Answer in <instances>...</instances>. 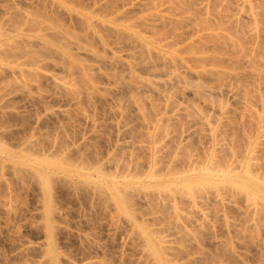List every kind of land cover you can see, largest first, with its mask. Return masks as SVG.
I'll return each mask as SVG.
<instances>
[{"label": "rangeland", "instance_id": "374dc122", "mask_svg": "<svg viewBox=\"0 0 264 264\" xmlns=\"http://www.w3.org/2000/svg\"><path fill=\"white\" fill-rule=\"evenodd\" d=\"M164 1V0H162ZM168 1V0H167ZM165 0L164 3L167 2ZM184 1V2H183ZM181 0L182 5L181 4V7L183 8H178L177 10L180 11V13H182L183 11V14L184 15H191L189 16L190 18L192 16V19L193 20H198L197 22H200L201 20H203V18H207V16L210 18L208 19L209 22L212 21L213 17L216 18V21H215V18L213 19L212 21V24L210 23V28L212 27V29L214 28H218V27H215L216 25H221L223 24L222 26L224 28H222V26H219L221 27V29H225L226 28V31L227 33L226 34H230V32L232 34H230L232 37L234 36V34L236 35V33H238V35L236 37H234L235 39L238 38L239 36V39H241L243 37V34L247 35L248 36V33L252 35V32L251 30L249 31V29L251 28L253 30V28H255V26H252L250 25V21L248 22V19L246 20V18L243 16L242 17V20L238 19L239 20V23L237 21V25L235 24L234 27L238 28L235 30V28H230L231 26V23H230V19L229 20H225L226 22L224 23L223 21V17H221V14L223 16V14H227L226 12L223 13L222 9L220 11H222V13L219 14V11L217 10L218 8H222L221 6H219L217 9L214 4L210 3L208 6L206 5V8L210 7V9H205V6H203V1L200 2L199 0V3L197 0ZM254 3L255 1L257 3L255 4H258L260 7L264 6V4H261V3H264V1L262 2L261 0H252ZM170 2V0L168 1ZM207 3V2H206ZM205 3V4H206ZM202 7H201V5ZM186 5V6H185ZM190 5V6H189ZM200 5V6H199ZM176 6H179V5H176ZM197 6V7H196ZM188 7V8H187ZM195 7V8H194ZM199 7V8H198ZM230 8H228V10H230L232 12V14L234 15L236 13H233L234 12V6L230 5L229 6ZM231 7H234L233 9L234 10H231ZM177 8V7H176ZM198 8V9H197ZM201 8V9H200ZM263 8V7H262ZM182 9V10H181ZM188 9V10H186ZM200 9V10H199ZM215 9V10H214ZM176 10V11H177ZM196 10V11H195ZM201 10H204L203 12ZM205 10H210L208 11V13L210 12V14L208 13H205L206 11ZM212 10V11H211ZM226 11H228L227 9H225ZM198 11V12H197ZM200 11H201V14H200ZM215 11V12H213ZM229 11V13H230ZM193 12V13H192ZM213 12V14H212ZM188 13H191V14H188ZM195 13V14H194ZM217 15H216V14ZM200 14V15H199ZM205 14V15H204ZM219 14V15H218ZM231 14V13H230ZM228 14V15H230ZM232 14L230 16H232ZM99 15V14H98ZM135 15V16H134ZM207 15V16H206ZM215 15V16H214ZM228 15H224V16H227ZM138 18H137V17ZM201 18H200V17ZM229 16V17H230ZM62 17V21L61 19L59 18L60 22L63 24V25H67V27L73 31L77 30L75 29V26H73L74 24H72L67 18L60 16ZM98 16H95L92 20L94 23L97 22L98 25H101L102 23L104 25L106 24H109L107 26L109 27H106L104 26L103 24L101 26L103 27H106L107 30L110 29V26H111V29H113L112 27L115 28V30L119 28H121L122 30H124L125 28V24L127 22H130L129 23V26H131V29H133L136 25L138 26L139 23H136L135 26H133L132 28V25L133 23L135 24L134 21L138 22L139 20V15L138 13L134 12L132 14H130V17L128 21H123V22H114V23H109L108 19H106V21L104 20H100L99 17L97 18ZM199 17V18H198ZM133 20H132V19ZM195 18V19H194ZM220 19L222 20L223 23H221L220 20H217V19ZM241 18V16H240ZM244 18V19H243ZM67 19V20H66ZM110 20V19H109ZM195 20V21H196ZM207 20V19H205ZM64 21V22H63ZM96 21V22H95ZM100 21V22H98ZM220 21V22H219ZM230 23V25L227 23L228 22ZM243 23H242V22ZM106 22V23H105ZM215 22V24H214ZM246 22V23H245ZM264 22V20L261 21V24L263 25L264 27V24L262 23ZM205 23V21H204ZM245 23V24H244ZM114 24V25H113ZM234 24V23H233ZM243 24V25H242ZM125 25V26H124ZM213 25H214V28H213ZM225 25L229 26L227 28V26L225 27ZM258 25V23H257ZM256 25V26H257ZM260 25V24H259ZM258 25V26H259ZM117 26V27H116ZM136 26V27H137ZM189 26V25H187ZM191 26V25H190ZM240 26V27H239ZM243 26V28H242ZM251 26V27H250ZM140 27V26H138ZM137 29L134 28L132 31L129 29V30H124V31H128V34H132V32H137V33H134L132 34L133 37L134 35L138 34V39L137 41H141V40H145V41H148L152 39H154V37H157L159 36L158 38H160V36L162 35L161 32H163V34L165 33L164 31H161L159 32L160 30H162L163 28H159L157 31L159 33L156 32V34L152 35L151 38L149 37V35H147V33H143L145 29H141L142 27H140V29ZM247 27V28H246ZM253 27V28H252ZM144 28V27H143ZM169 28V27H167ZM169 32L166 34V35H172V37L174 36V34H169L171 33L170 30L171 28L167 29ZM242 28V29H241ZM260 28L262 29V26H260ZM119 29V30H121ZM136 29V30H135ZM165 29V28H164ZM186 29V30H185ZM185 29H182L184 30L185 32L183 33V31L181 30V32L179 31L178 33L180 34H183L180 41L182 43L178 44L177 45V49L178 48H181L183 49V46L186 47L187 45V42H189V39L186 35V31L188 30V28H185ZM230 32H228L229 30ZM241 29V30H240ZM246 29V30H245ZM256 28V31H260V29ZM70 30V31H71ZM106 30V31H107ZM135 30V31H134ZM142 30V31H141ZM173 30V29H172ZM180 30V28L178 29ZM234 30V31H233ZM264 30V29H262ZM103 31V30H102ZM112 31V32H111ZM109 30L107 32L109 33H113L111 36L108 35V33L104 32L106 35H105V38L107 37H110V38H114L115 34H117L116 32H113L114 30ZM174 31V30H173ZM172 31V32H173ZM254 34H258V32H256ZM120 34H123L121 31H118ZM131 32V33H130ZM139 32V33H138ZM146 32V30H145ZM167 32V31H166ZM176 32V31H175ZM174 32V33H175ZM262 32L261 33L259 32L260 35L258 36L259 38H262L264 37V35H262ZM119 33H118V38H116L117 41H114L112 39H108V41L110 40V43L111 42H118V39L121 38L119 37ZM142 33L144 35H142ZM243 33V34H241ZM264 33V32H263ZM102 34V32L100 33ZM127 34V36H128ZM239 34H241L242 36H240ZM131 35V37H132ZM139 35H141V37H139ZM156 35V36H155ZM163 36V38L165 37V42H166V39L167 38H170V37H166ZM186 35V37L184 38L183 40V37ZM244 35V36H245ZM113 36V37H112ZM123 36H125L123 34ZM143 36V38H142ZM130 37V36H129ZM130 37V38H131ZM132 37V38H133ZM136 37V36H135ZM148 38V39H145V38ZM171 37V38H172ZM246 37V36H245ZM244 37V39H245ZM130 38L127 37V40L125 39V37L122 38V40L124 39L125 41H128ZM132 38H131V43L133 44L134 41L136 39H133L134 41H132ZM141 38V40H140ZM157 38V40H158ZM162 38V37H161ZM247 38V37H246ZM249 38V36H248ZM251 38V37H250ZM152 39L153 41V44L152 42H150L149 44V47H151L152 49H154V52L155 54L159 51H161L164 47L163 43L165 44V42H162L161 45L156 41V38H155V41ZM173 39V38H172ZM170 39V40H172ZM244 39L242 38V42L244 41ZM258 39V38H257ZM120 40V39H119ZM122 40H120V45L118 46V48H115V49H111L115 47V45L117 44H114V47L111 46L113 44H110L108 49H105L107 52L111 51V50H114V52L118 51V50H121L120 46L123 47L122 44H124L125 42H123ZM143 40V41H144ZM169 39H167V42H168ZM245 39V42L243 44H245V47H247L248 45H252V46H255V44L252 43V39L251 41L249 42L248 39ZM130 41V40H129ZM128 41L127 44H130L129 45H124L123 48H126L125 50L129 51V53H127V51H118L117 52V55L119 56H126L128 57L127 55L129 54L130 56V53H134L135 52H139L137 51V47H135L136 51L132 50L130 48L131 47V43ZM137 41H135V43H137ZM138 41V43H139ZM255 41H258V40H255ZM254 41V43H256ZM113 42V43H114ZM123 42V43H122ZM147 42V43H148ZM154 42L156 44H158V47H156L157 45L154 44ZM259 42H261V40H259ZM133 44L134 46L136 44ZM137 43V44H138ZM249 43V44H248ZM252 43V44H250ZM261 43H264L261 42ZM260 43V44H261ZM139 44H142L141 42ZM136 45V46H139ZM153 46H152V45ZM182 44V45H181ZM248 44V45H246ZM259 43H256V50L258 49V47H261ZM118 45V44H117ZM116 45V47H117ZM132 45V46H133ZM264 45V44H262ZM129 46V47H128ZM251 46V47H252ZM96 47V46H95ZM141 47V46H139ZM161 47V48H160ZM184 47V48H185ZM249 47V46H248ZM263 47V48H262ZM259 50H257L256 52V57H255V61L258 62V60H262L264 63V46H262ZM122 48V49H123ZM156 48V49H155ZM158 48V49H157ZM250 48V47H249ZM96 49V48H95ZM97 49H99V47H97ZM101 49V48H100ZM99 49V50H100ZM111 49V50H110ZM117 49V50H116ZM140 49V48H139ZM138 49V50H139ZM151 49V50H152ZM161 49V50H160ZM164 49V52L165 54H168L170 53V51L172 49H169L168 51ZM176 49V48H174ZM109 50V51H108ZM116 50V51H115ZM124 50V49H123ZM157 52H156V51ZM102 51V50H101ZM144 51V50H143ZM142 52V54L139 53V55L135 54L137 58H140L142 59V57H145V60L142 59L139 61H145V64L146 61H148V59H151L152 58H149L147 56V54L145 52ZM167 51V52H166ZM126 52V53H125ZM153 52V50H152ZM153 52V53H154ZM163 52V50H162ZM263 52V53H262ZM119 53V54H118ZM121 53V54H120ZM259 53V54H258ZM116 54V53H115ZM127 54V55H126ZM228 54V53H227ZM225 53L226 56L224 57H227V55ZM135 55L132 54V56L134 57ZM140 55L142 57H140ZM257 55H260V56H257ZM262 55V56H261ZM124 56V57H125ZM184 56H187V55H184ZM219 56V54H218ZM134 57L133 60L135 61L136 59V63L137 62V58ZM223 57V56H222ZM223 57V58H224ZM259 57V58H258ZM131 60H132V57L130 56ZM129 58V60H130ZM258 58V60H257ZM148 61V63L150 62H153L152 61ZM227 61V60H226ZM226 61L225 62H219L220 64V67H224L223 65L226 64ZM229 64L230 62L227 61ZM235 61H233V64H234ZM140 63V62H139ZM225 63V64H223ZM261 63V61H260ZM143 64V63H142ZM226 64V66H228ZM232 64V63H230ZM229 64V68H230V65ZM232 64V66H233ZM257 64V63H256ZM141 65V64H140ZM144 65V64H143ZM191 65H193V63H191ZM236 67L238 64H235ZM234 65V67H235ZM240 65V64H239ZM240 67V70L243 69ZM259 65V64H257ZM262 66V64H260ZM264 65V64H263ZM0 67H3V70H4V67L5 69L8 68V66H6L5 64L3 65H0ZM7 67V68H6ZM234 67H231V68H234ZM236 67L234 69H236ZM237 67V68H238ZM260 67V66H258ZM24 67H21V69H23ZM53 68V69H52ZM56 68V69H55ZM43 69L45 70V67H43ZM49 69V70H48ZM225 69H228L225 68ZM25 70V71H24ZM27 70H29V68H27ZM26 68L23 69L24 73L27 72ZM48 70V71H47ZM160 70V69H159ZM162 70V69H161ZM160 70V71H161ZM238 72H242V71H239V69H236ZM5 71V70H4ZM9 72V69H7L5 72ZM30 71V70H29ZM47 71V72H46ZM244 71V70H243ZM8 72L4 75L5 79L4 78H1L0 79V96H4L5 97V103L4 101L1 102L0 101V143L2 142V145L6 148V150H8L9 152H12V153H15V154H18L22 151H25V152H30L32 154L35 153L36 156H38V153L37 152V148L38 149H41L40 153V157H51V155H53L51 157V159L53 158H57V159H54V160H62L64 165H65V169H67V171H70V175L68 174H58V175H55L54 177H52V180L54 182H52V192H51V201H52V204H53V207H54V218H53V224H54V227H55V230H54V234L55 232L57 231V233L54 235V243L56 244V248H57V251L59 252V260H60V263L61 264H86L88 263V261H93L95 262L94 260L96 261H102L101 263L102 264H148V258H146L147 254H144L146 251L144 250V248L142 247V240H139V239H136L134 238L135 236V233L137 232L135 230V228H132L133 225H130L128 228L127 225H129L130 223L132 224V220H130L129 218V223L127 224V221L128 219L126 218V216H124V214H122V212L119 213V209H117V206H115V203H113L111 200H109L107 197V195L105 193H99L96 191H98L95 187H93V185L98 182V178L99 176L101 175H104V177L107 178L108 181L112 182L113 178H115L114 180L116 182H124L122 177L126 176V177H129V181L133 180L134 182H140V185L139 186V189H141V193L142 194H146L148 191L149 193L148 194H151L152 192H154L156 194V192H160L158 191L154 185L156 184H159V183H164V181H168L170 179H173V178H181V179H186V178H197L201 175V173L199 174L198 171H190L189 170V167L186 166V163L188 164V162L190 161V159L192 160L191 162L193 161H196L197 162V165L196 166H200L202 163V167L201 168H204V169H208L207 171L209 170H212V169H217L219 167H222V169H226L227 165L228 164H224V162H222L223 160H220L223 157V151L220 150V148H217V146L219 147L220 145H216L217 143L218 144H224V142L227 140L224 139V134L223 133H226V130H227V126L229 124V122H233V124L236 126V124L238 126H240V124H244L245 123V126L247 125L246 120H244L243 118H241V108L240 109H237V106H239L235 103V106H233L232 103L228 102L227 104V101L226 99L227 98H223L222 97H217L214 98L211 97L210 99L207 98L205 99L204 101H197L196 99H194L195 97L192 95V91H190L191 89H187L185 91L184 88H187L185 87L184 85H179L178 86V89L182 87V90L180 89L179 92L176 90L175 92V89L172 88V90L174 91H171L172 95H170L171 93L169 92L170 90H166L165 89H170L169 87H166V88H163L161 90V88L159 90H157V94H156V90H149V89H142V91L145 90V92H142L141 89H139V91L136 92V89L133 91L132 89H129V88H132L131 86L129 87V84L131 83L132 84V81L133 80H129L131 81L129 83V81H125V80H119V77L117 75L116 77V74L112 75L111 73H109V78L110 76L111 77V81L112 80H115L113 77L115 76L116 77V80L115 81H118V82H114L112 81L111 84H108L107 79H102L100 76H96L94 78V80H91V82H89L91 86H86L85 85H82V83L80 82H75L73 81V77L72 78H66L68 76H66V74H64L65 72H63V70L60 69V67H54V66H49V67H46V70L44 71L45 73L47 74H53V75H56L57 78L65 81H69V82H74L75 85H73L72 89L73 91L71 92H63V91H60V90H56V88L53 87V85L51 84H48V83H44V82H40V81H37V79H35L36 83L33 82L34 81V75L30 74V72H28V74L26 73L25 74V78L24 77H19L17 79V81H13V79L11 77H9V74ZM159 72V71H157ZM150 72L146 73L145 74H142L141 77H145L143 75H146L148 76ZM161 73V72H159ZM162 73H163V70H162ZM153 73H151L152 75ZM7 75V77H6ZM32 75V76H31ZM150 75V74H149ZM155 75V76H153ZM152 75V77H155V80L157 77H159L158 73L156 74V70L154 72V74ZM162 75V76H161ZM160 76L163 78L164 75L161 74ZM24 76V74H23ZM34 77V78H33ZM100 77V78H98ZM151 76H148L149 79H152ZM166 77V76H165ZM99 80H98V79ZM146 78V77H145ZM160 78V77H159ZM161 78V79H162ZM244 78V77H243ZM242 78V79H243ZM246 78L245 77V81H246ZM11 79V80H10ZM118 79V80H117ZM158 79V78H157ZM241 79V80H242ZM249 79V78H248ZM9 80V81H8ZM21 82H20V81ZM23 80V82H22ZM106 80V81H105ZM159 80V79H158ZM163 80V79H162ZM164 80H166V78H164ZM226 80V79H225ZM240 80V81H241ZM5 81H6V84H5ZM26 81V82H25ZM94 81V82H93ZM103 81V82H102ZM110 81V82H111ZM227 81V80H226ZM234 81V80H233ZM232 81V83H233ZM243 81V80H242ZM241 81V84L242 83H246V82H242ZM16 83L18 82V84L21 86V85H29L28 86V90H27V87L22 90V88L18 90L15 89V87H12L14 86L13 83ZM72 82V84H73ZM109 82V83H110ZM122 82V83H121ZM125 82V83H124ZM261 82V80L259 81ZM258 82V83H259ZM2 83V84H1ZM5 85H4V84ZM8 83V84H7ZM34 83V84H33ZM38 83V84H37ZM42 83V84H41ZM129 83V84H128ZM224 85H231V80H228V82H223ZM249 82L247 81L246 84H248ZM263 83H264V80H263ZM262 83V93H264V84ZM94 84V85H92ZM116 84V85H115ZM123 84V85H122ZM134 84V82H133ZM132 84V85H133ZM245 84V85H246ZM11 88V89H15L16 91L14 90H10L8 89L7 87ZM94 86V87H92ZM113 86V87H112ZM126 86V87H125ZM259 86H260V83H259ZM4 87V88H3ZM33 87V88H31ZM80 87V88H79ZM85 87V89H84ZM115 87V88H114ZM116 87L118 88L116 90ZM175 87V86H174ZM31 88V89H30ZM90 88V89H89ZM125 88V89H124ZM260 88V87H259ZM260 88V89H261ZM3 89V90H1ZM114 89V90H113ZM251 89L250 92H253V88H249ZM260 89H258V91H256V89L254 90V92L252 93L253 95H257L258 96H261L259 95L261 93ZM22 90V91H21ZM30 90V91H29ZM32 90V92H31ZM91 90V91H90ZM93 90V92H92ZM95 90H97L95 92ZM112 90V91H111ZM138 90V89H137ZM148 90V91H147ZM189 90V91H188ZM2 91V92H1ZM11 91V92H10ZM59 91V92H58ZM116 91V92H115ZM129 91V93H127ZM133 91V92H132ZM151 91V92H150ZM155 91V92H153ZM162 91V92H161ZM169 93H168V92ZM256 91V92H255ZM260 91V93L258 94V92ZM8 92V93H7ZM17 92V93H16ZM30 92V93H29ZM136 92V93H135ZM150 92V93H149ZM164 92V93H163ZM175 92V93H174ZM182 92V93H181ZM19 93V94H18ZM133 93V94H132ZM149 93V94H148ZM153 93V94H152ZM155 93V94H154ZM163 93V94H162ZM166 93V94H165ZM254 93H257V94H254ZM6 94V95H5ZM15 94V95H14ZM139 97H137L136 95ZM147 94V95H146ZM174 94V96H173ZM13 95V96H12ZM31 95V97H30ZM135 97V99L137 101L134 100L133 96ZM144 95V96H142ZM157 95V96H156ZM170 95V96H169ZM177 95V96H176ZM192 95V96H191ZM160 98H159V97ZM8 97V98H7ZM132 99H131V98ZM142 97V99H141ZM150 97V98H149ZM157 97V98H156ZM194 97V98H193ZM173 98V99H172ZM183 98V99H182ZM33 99V100H32ZM126 99V100H125ZM128 99V100H127ZM138 99H139V102H138ZM166 99V101H165ZM177 101H176V100ZM192 99V100H191ZM194 99V100H193ZM209 99V101H208ZM216 102H215V100ZM222 101H221V100ZM225 99V101H224ZM130 100V101H129ZM145 102H144V101ZM149 100V101H147ZM152 100V101H150ZM196 100V101H195ZM7 101L9 102V104L7 103ZM29 101V102H28ZM121 101V102H120ZM128 101V102H127ZM168 101V102H167ZM171 101V102H169ZM176 101V102H175ZM194 101V102H192ZM215 102V103H212V102ZM219 101V102H218ZM14 102V103H13ZM16 102V103H15ZM135 102V103H134ZM141 104H137V103ZM151 102V103H149ZM159 104H158V103ZM197 102V103H196ZM204 102V103H203ZM218 102V103H217ZM220 102H223L221 103L222 105L224 104V107L227 108L225 111H228V112H232L230 115L228 112H226L227 114L223 117L221 116H218V110L216 111L214 108H216V106L218 107L220 105ZM225 102V103H224ZM4 103V104H3ZM6 103L8 105H6ZM11 103V104H10ZM19 103V104H18ZM30 103V104H29ZM32 103V104H31ZM37 103V104H36ZM43 103V104H42ZM143 103V104H142ZM146 105H145V104ZM194 103V104H193ZM29 104V105H28ZM41 104V105H40ZM153 104V105H152ZM168 104V105H167ZM4 105V106H3ZM12 105V106H11ZM19 105V107H18ZM44 105V106H43ZM145 105V107H144ZM148 105V106H147ZM161 105V106H160ZM172 105V106H171ZM206 105V107H205ZM209 105V107H208ZM215 107H214V106ZM222 105H220L223 109H225ZM227 105V106H226ZM229 105V106H228ZM233 107H232V106ZM8 106V107H7ZM21 106V108H20ZM35 106V107H34ZM37 106V107H36ZM128 106V107H127ZM138 106V107H137ZM153 106V107H152ZM159 106V107H158ZM192 106V107H191ZM231 106V107H230ZM12 107V108H11ZM15 107V108H14ZM120 107V108H119ZM125 109H124V108ZM192 109H191V108ZM195 107V109H194ZM211 107L216 111V113H214L215 111L211 109ZM236 107V108H235ZM4 108V109H3ZM10 110H9V109ZM25 108V109H24ZM34 108V109H33ZM189 108V109H188ZM197 108V110H196ZM206 109V110H203V109ZM219 108V107H218ZM217 108V109H218ZM239 108V107H238ZM259 109V107H257ZM17 110V111H14ZM19 109V110H18ZM22 109V110H21ZM24 109V110H23ZM31 109V110H30ZM38 109V111H37ZM140 109H143V110H140ZM151 109V110H149ZM160 109V110H158ZM194 109V110H193ZM211 109V110H210ZM243 109V108H242ZM257 109V110H258ZM6 110V111H5ZM21 110V111H20ZM47 110V111H46ZM123 110V111H122ZM145 110V111H144ZM157 110V111H156ZM187 110V112H186ZM190 110V111H188ZM230 110V111H229ZM24 111H26L24 113ZM37 111V112H36ZM67 111V112H66ZM74 111V113H73ZM125 111V112H124ZM143 111V112H142ZM156 111V112H155ZM159 111V112H158ZM185 111V112H184ZM195 111V112H194ZM214 113H212V112ZM235 113H234V112ZM237 111V112H236ZM241 112V113H238V112ZM243 111V110H242ZM261 109H259L256 114L257 116H259V118L261 117L262 114H260L261 112ZM10 112V113H9ZM21 112V113H20ZM33 112V113H32ZM40 112V113H38ZM69 112V113H68ZM192 112V113H191ZM3 113V114H2ZM16 113V114H15ZM189 113V114H188ZM21 114V115H19ZM26 114V115H25ZM35 114V117L33 116ZM66 114V116H64ZM188 114V115H187ZM236 114V115H234ZM241 114V115H240ZM3 115V116H1ZM26 117H25V116ZM230 117H229V116ZM6 116V117H5ZM24 116V117H23ZM30 116V117H29ZM33 116V117H32ZM17 117V118H16ZM48 117V119H47ZM61 117V118H60ZM64 117V119H63ZM232 117V118H231ZM242 117L245 118V116L242 115ZM7 118V119H6ZM28 120H27V119ZM38 118V119H37ZM144 118V119H143ZM226 118V119H225ZM246 118L248 119L247 121L249 122V118L246 116ZM10 119V120H9ZM30 119V121H29ZM230 119V120H229ZM242 119V121H241ZM254 119L251 120L254 122ZM263 119V118H262ZM9 120V121H8ZM40 120V121H39ZM51 120V121H50ZM60 122H58V121ZM223 120V121H221ZM227 122H226V121ZM229 120V122H228ZM256 120V119H255ZM8 121V122H7ZM33 121V122H32ZM148 121V122H147ZM11 122V124H10ZM18 122V123H17ZM26 122V123H25ZM44 122V123H43ZM62 122V123H61ZM221 122V123H220ZM223 122V123H222ZM226 122V123H225ZM230 122V123H231ZM7 123V124H5ZM16 123V125H15ZM25 123V124H24ZM211 123V124H210ZM228 123V124H227ZM10 124V125H9ZM61 124V125H60ZM223 124V125H222ZM226 126H225V125ZM20 125V126H19ZM23 125V126H22ZM29 125V126H27ZM232 124H229V126L231 127ZM232 125V126H234ZM2 126V127H1ZM7 126V127H6ZM36 126V127H35ZM49 126V127H48ZM61 126V127H60ZM224 126V127H223ZM228 126V130L230 129V127ZM243 126V127H242ZM240 126L241 128H243L244 130L247 129L244 127V125ZM248 126V125H247ZM246 126V127H247ZM252 128H251V127ZM248 126V129H254L253 130V134L252 132L250 133V135L252 134L253 136H250L252 137V141H259V138L261 139L263 137V133H264V129H259V128H256L257 126L253 124ZM4 127V128H3ZM22 127V128H21ZM28 127V128H27ZM58 127V128H57ZM137 127V128H135ZM255 127V128H253ZM6 128V130H5ZM17 128V129H16ZM35 128V129H34ZM40 128V129H39ZM47 128V129H46ZM226 129L225 131H223L224 129ZM4 129V130H3ZM136 129V130H135ZM247 129V130H248ZM250 129V131H251ZM9 130V131H8ZM23 130V131H22ZM35 130V131H33ZM231 130V129H230ZM241 130V129H240ZM246 130V133H249L248 131ZM257 130V131H256ZM2 131V132H1ZM135 131V132H134ZM217 131V132H216ZM222 134H220V132ZM13 132V133H12ZM18 132V133H17ZM27 132V133H26ZM30 132V133H29ZM229 132V131H227ZM243 131H239V133H242ZM256 132V133H255ZM3 133V134H2ZM7 135H6V134ZM32 133V134H31ZM136 133V134H135ZM233 133V131H232ZM232 133H226V135L228 134V137L231 136L230 138H228L229 141L231 140H234L236 138V134H232ZM241 136V134H239ZM245 133V131L243 132V134ZM245 133V134H246ZM11 134V135H10ZM138 134V135H137ZM261 134V135H260ZM263 134V135H262ZM3 135V136H2ZM9 135V136H8ZM143 135V136H142ZM221 135V136H220ZM225 135V137H226ZM232 135L234 136L233 139L232 138ZM247 135V136H246ZM245 136L248 137V134H246ZM2 136V137H1ZM14 136V137H13ZM223 136V137H222ZM243 136V135H242ZM240 137L239 140H244L245 138L244 137ZM262 136V137H261ZM34 137V138H33ZM254 137V139H253ZM36 138V139H35ZM64 138V139H63ZM184 138V139H183ZM219 138V139H218ZM236 138V140H237ZM242 138V139H241ZM244 138V139H243ZM257 138V140H256ZM2 139V140H1ZM29 139L31 140L29 142ZM58 141L56 142L55 141ZM61 139V140H60ZM155 139V140H154ZM216 139V141H215ZM263 139V138H262ZM261 139V140H262ZM27 140V141H26ZM43 140V141H42ZM51 140V141H50ZM181 140V141H180ZM228 140H227V144H228ZM246 140V139H245ZM260 140V143L261 145L262 142ZM27 143H26V142ZM34 141V142H33ZM46 141V142H45ZM50 141V142H49ZM223 141V142H222ZM235 141V140H234ZM255 141H254V145L252 148H257L256 144H255ZM264 141V140H263ZM19 142V143H18ZM24 142V146L21 144ZM33 142V143H31ZM63 142V143H62ZM179 142V143H178ZM221 142V143H220ZM239 142V141H237ZM236 142V143H237ZM242 143L247 144L248 142V139H247V142L245 141H240ZM239 142V143H240ZM30 143V144H28ZM37 143V145H36ZM52 143V144H51ZM192 143L194 145H192ZM231 144V142H229ZM260 143L258 142L259 146L261 147V151L264 150L263 146L260 145ZM21 144V145H20ZM25 144H28V145H25ZM55 146H54V145ZM61 144V145H60ZM186 144V145H185ZM191 146H190V145ZM225 143V146L227 145ZM234 144V143H233ZM30 145V146H29ZM33 145V147H32ZM40 145V147H38ZM45 145V146H44ZM86 145V146H85ZM180 145V147L178 146ZM221 145V146H222ZM229 145V144H228ZM227 145V147H228ZM238 145V143L236 144ZM233 146V147H236ZM242 148L244 147V145L242 146L241 144H239ZM237 146V147H240V146ZM29 146V148H28ZM34 146H35V149H34ZM43 146V147H42ZM54 146V147H53ZM176 146V147H175ZM186 146V147H185ZM222 146V147H223ZM247 146V145H245ZM258 146V147H259ZM37 147V148H36ZM57 147V148H56ZM179 150H178V148ZM191 147V148H190ZM225 147L223 148L225 150ZM259 147V149H260ZM43 148V149H42ZM56 148V149H55ZM175 148V149H174ZM185 148V149H184ZM231 148V146L229 147V149ZM242 148H241V151H242ZM251 148V149H252ZM254 148V149H255ZM23 149V150H21ZM29 149V150H28ZM54 151H53V150ZM62 149V150H61ZM78 149V150H77ZM172 149V150H171ZM174 149V150H173ZM193 149V150H192ZM198 149V150H197ZM204 149L205 152H202ZM219 149V150H218ZM238 150L237 151H240L239 148H237ZM246 153H247V150L248 148L245 147L243 148ZM258 149V148H257ZM255 149V152L256 150ZM257 150V153H254L252 152V150H250V153H254V154H257L258 156H262L263 154L261 153L260 150ZM27 150V151H26ZM42 150H44V154L42 152ZM50 150V151H49ZM59 150V152H58ZM80 150V151H79ZM182 150V152H181ZM187 151L189 154V158L188 157H185V156H182L184 155V151ZM192 150V151H191ZM200 150V151H199ZM215 150V151H214ZM231 150H234V149H231ZM243 150V152L245 153V151ZM36 151V152H35ZM39 151V150H38ZM83 151V152H82ZM86 151V152H85ZM171 151V153H170ZM220 151V152H218ZM227 151V149H226ZM230 151V150H229ZM241 151L239 152L241 154ZM50 152V153H49ZM52 152V154H51ZM73 152V154H72ZM76 152V153H75ZM150 152V153H149ZM154 152V153H153ZM156 152V153H155ZM178 152V154L176 153ZM196 152H198L196 154ZM213 152V154H212ZM242 152V153H243ZM264 153V151H262ZM39 153V154H40ZM170 153V154H169ZM184 153V154H183ZM194 153V155H193ZM202 153V154H201ZM207 155H206V154ZM229 152L227 151L226 154H228ZM231 153V152H230ZM243 153V155H244ZM245 153V154H246ZM249 153V154H250ZM259 153V154H258ZM43 154V155H42ZM46 154V155H45ZM49 154V155H48ZM55 154H57L55 156ZM77 154V156H76ZM82 154V155H80ZM169 154V156H168ZM209 154V155H208ZM216 156H215V155ZM221 154V156L218 157V155ZM262 154V155H260ZM85 155V157H83ZM87 155V157H86ZM149 155V157H148ZM154 155V156H153ZM163 155V156H162ZM165 155V156H164ZM172 155V156H171ZM179 155V156H177ZM193 155V157H192ZM230 155V154H228ZM242 155V154H241ZM257 155H254L255 157H258ZM1 156V155H0ZM81 156V157H80ZM147 156V157H146ZM156 156V158H155ZM159 156V157H157ZM167 156V157H166ZM182 159H181V157ZM205 156H208L207 158ZM213 156V157H212ZM225 156V155H224ZM250 157L252 155H249ZM59 157V158H58ZM146 157V158H145ZM185 157V158H184ZM191 157V158H190ZM202 157V158H201ZM226 157V156H225ZM249 157V158H250ZM264 157V156H263ZM262 157V158H263ZM177 158V159H176ZM184 158V159H183ZM196 158V159H195ZM206 158V159H205ZM212 158H214V160H212ZM261 157L257 158L256 159V162L258 163L261 159ZM3 157H0V163L4 166L3 168L5 169L7 167V169L4 171L3 170V173H2V168H0V261H1V264H9L10 261V264H37L40 260V256L37 254H35L36 252L31 250V248H29V244L31 245L30 247H33L34 245L36 246L37 244H39V241L42 242L43 240H45L44 238V232L42 231L40 225H42L43 223V217L44 216V213H45V204H44V200H45V196L42 194L43 192L40 191L41 188L40 186L34 181L30 180V177L28 175V177H24L23 173L20 174L22 175V177H19L20 175L18 174V172H12L10 170L9 167H12L11 165V162H9L7 164V159H4ZM67 161H66V160ZM91 159V160H90ZM159 159V160H158ZM162 159V160H160ZM165 159V160H164ZM173 159V160H172ZM195 159V160H194ZM226 159V158H224ZM260 159V160H259ZM60 160V161H61ZM88 160V161H87ZM137 160V162H136ZM146 160V162H145ZM186 160V161H185ZM201 162H200V161ZM211 160V161H210ZM264 160V158L262 159ZM2 161V162H1ZM87 161V162H86ZM125 161V162H124ZM155 162V164L153 165V163ZM161 161V163H160ZM173 161V163H172ZM188 161V162H187ZM203 161H205L203 164ZM220 161V162H219ZM5 162H6V165H5ZM120 162V163H119ZM121 162L123 164H121ZM128 162V163H127ZM132 162V164H131ZM134 162V163H133ZM136 162V163H135ZM185 164H184V163ZM198 162H199V165H198ZM210 162H213V166L210 167L209 163ZM217 162L221 163L222 166H220L219 164H217ZM232 162V161H231ZM231 162H228L230 164V166H232V163ZM264 161H262V164H263ZM126 163V164H125ZM130 163V164H129ZM159 163H160V166H159ZM194 163V162H193ZM261 163V161H260ZM0 164V165H1ZM11 164V165H10ZM119 164V165H117ZM177 164V165H176ZM211 164V163H210ZM235 164V162L233 163ZM259 164V163H258ZM10 165V166H8ZM126 165L128 167H126ZM139 165H140V168H139ZM143 165V166H142ZM175 165V166H174ZM187 169H186V167ZM194 165V164H193ZM216 165H219V167H216V168H213L215 167ZM264 165V164H263ZM67 166V167H66ZM137 166V167H136ZM142 166V167H141ZM157 166V169H155ZM195 168L198 170L199 167H196ZM209 166V168H207ZM225 166V167H224ZM229 166V165H228ZM261 166V164H260ZM1 167V166H0ZM118 167V168H117ZM135 167V168H134ZM184 167V168H183ZM261 167H264V166H261ZM9 168V169H8ZM137 168V169H136ZM169 170H168V169ZM170 168L172 170V174L171 171H170ZM183 168V169H182ZM194 168V167H193ZM190 167V169H193ZM228 168V167H227ZM231 168V167H230ZM102 170V171H99V170ZM119 169L121 171H119ZM136 169V170H135ZM153 169V170H152ZM176 169V170H174ZM178 169V170H177ZM182 169V170H181ZM185 169V170H184ZM220 170H222L221 168H219ZM259 169H262L261 172H264V168H259ZM257 169V170H259ZM9 170V171H7ZM75 170V171H74ZM152 170V172H150ZM166 170V171H165ZM257 170H253V171H256L255 173H257ZM7 171V172H6ZM84 171V172H83ZM98 173H97V172ZM134 171V172H133ZM159 171V172H158ZM168 171V172H167ZM175 173H174V172ZM182 171V172H181ZM190 171V172H189ZM252 171V173H254ZM5 172V173H4ZM12 172V173H11ZM101 172V174H100ZM130 174H128V173ZM156 174H154V173ZM185 172V173H184ZM187 172H189L187 174ZM204 173H206V170L203 171ZM244 172V166H241V168L237 169L236 173L238 176H241ZM14 173V174H13ZM119 175H118V174ZM127 173V174H126ZM132 173V174H131ZM159 173V174H158ZM162 173V174H161ZM211 173V171L209 172ZM235 173V172H234ZM254 173V174H255ZM17 174V177H14L15 175ZM96 174V175H95ZM98 174V175H97ZM100 174V175H99ZM164 174V175H163ZM177 174V175H176ZM182 174V175H181ZM253 174V175H254ZM255 174V175H256ZM264 174V173H263ZM19 175V176H18ZM118 175V176H117ZM122 175V177H121ZM132 175V177H131ZM136 177H135V176ZM149 175H154L155 177H153L152 179L150 177H148ZM168 175V176H167ZM197 175V176H196ZM203 175V174H202ZM8 176V177H7ZM27 176V175H26ZM59 178L61 177V179H57L56 178ZM108 176V177H107ZM114 176V177H113ZM160 176V178H159ZM172 176V177H171ZM189 176V177H188ZM260 176L263 177V175H261L260 173ZM13 177V178H11ZM134 177V178H133ZM157 177V178H156ZM2 178V179H1ZM4 178V179H3ZM17 178V179H16ZM21 178V179H20ZM23 178V179H22ZM86 178V179H85ZM112 178V179H110ZM119 178V179H118ZM138 180H137V179ZM150 178V179H149ZM155 178V179H154ZM8 179V180H7ZM29 179V180H28ZM57 179V184L55 183V180ZM147 179V180H146ZM149 179V180H148ZM161 179V180H159ZM264 179V178H263ZM7 180V181H6ZM22 180V182H21ZM25 180V182H24ZM60 180V181H59ZM66 180V181H65ZM69 180V182H68ZM73 180V181H72ZM137 180V181H136ZM141 180V181H140ZM2 181V182H1ZM12 181V182H10ZM34 181V182H33ZM59 181V183H58ZM65 181V182H64ZM88 181V182H87ZM92 182V184H91ZM35 183V184H34ZM71 183V185H70ZM89 183V184H88ZM3 184V185H2ZM6 184V185H5ZM54 184V185H53ZM68 184V186H67ZM78 184V185H77ZM82 184V185H81ZM149 184V185H148ZM151 184V185H150ZM10 185V186H9ZM38 185V186H37ZM62 185V186H61ZM85 185V186H83ZM88 185V187H86ZM92 185V186H91ZM96 185V184H95ZM94 185V186H95ZM2 186V187H1ZM5 186V187H4ZM61 186V187H60ZM90 186V187H89ZM63 187V189H62ZM77 187V188H76ZM133 187V186H132ZM151 187V188H149ZM155 187V189L153 188ZM164 185H161L160 188H163ZM220 187V186H219ZM218 187V188H219ZM10 188V189H8ZM40 188V189H39ZM61 190H60V189ZM88 188V189H86ZM131 188V187H130ZM146 189L143 191V189ZM216 186H209V188H207L206 186V189L204 190V188L201 190V191H205L203 193H201L200 195L204 196L206 199L204 200V198H201L200 195L196 196L198 197L197 199V202H203V206H206V208H203L202 205L198 204L196 201H194V199L196 200V197L194 199H190L189 196V203L190 205L192 206V203L196 202L192 207L191 209H199V208H202V211H205L203 213H205L203 215V217L201 216L203 213L200 211L201 209H199L198 211L201 213H199L197 210H195V214H198V215H194V218L195 219H198L197 222V225H195L196 227L195 230L193 231V233L191 234L193 236V238L195 239V242H194V249H193V252L195 253H202V250L205 249L203 252L207 253H203L205 256H208L207 260H206V257H205V260H206V264H213L214 261H215V264H219L220 262H222L221 264H264V221H258L256 220L252 215L248 214L246 216V213L244 210H241L243 209V207L246 206V200L245 198L242 199L239 197V196H234V199L232 198V192L229 193L231 194L229 196L228 194V198L227 196L225 197L226 200H223L225 199L222 195L224 194L223 191H220L219 192H216L218 189ZM74 189V190H73ZM90 189H96L95 190V194H93V190H90ZM152 189V191H150ZM154 189V190H153ZM7 190V191H6ZM78 192H76V191ZM157 190V191H155ZM206 190H207V193H206ZM12 191V192H11ZM55 191V192H54ZM89 191V192H88ZM140 191V190H139ZM6 192V193H5ZM8 192V193H7ZM40 192V193H38ZM42 192V193H41ZM163 192V191H162ZM209 192V194H208ZM211 192V193H210ZM215 192V193H214ZM214 193V195H213ZM220 193V194H219ZM223 193V194H222ZM226 193V191H225ZM7 194V195H6ZM55 194V195H53ZM80 194V195H79ZM98 194V195H97ZM104 194L106 197H104ZM153 194V195H155ZM208 194V195H207ZM219 194V196L221 195V197L217 196ZM234 194V193H233ZM11 195V196H10ZM100 195V197H99ZM152 195V196H153ZM227 195V194H225ZM4 196V197H3ZM94 196V197H93ZM104 198H103V197ZM146 196V195H144ZM151 196V195H150ZM43 197V198H42ZM187 197V196H186ZM211 200H209V198ZM216 197H217V200H216ZM239 198V199H236V198ZM7 198V199H6ZM104 201H103V199ZM107 201H109L107 203ZM136 198V197H135ZM170 198V197H169ZM232 198V199H230ZM262 200L261 202L264 203V198L261 196L260 197ZM263 198V199H262ZM10 199V200H8ZM95 199V200H94ZM137 199V198H136ZM149 199V197H148ZM154 199V200H153ZM151 198L149 199L150 201L152 200V206L153 204L157 203V206L156 207H160L159 204H162L163 202L160 200L159 197H157V194L154 196V198ZM159 199V201H158ZM184 198H182L181 200H183ZM187 201L188 199L185 198ZM230 199L229 203H228V200ZM236 199L235 202H237V204L235 203L234 205V200ZM101 200V201H100ZM157 200V201H156ZM171 200H173L171 198ZM179 198L172 201H167V199H165L166 203L169 204H173L175 203V207L176 209L179 210L180 207H182V210L184 211H187V207H188V211H190V205H185L187 203L186 200H183V202L181 201ZM204 200V201H203ZM208 200V201H207ZM214 200V201H213ZM111 201V203H110ZM129 201H133V203L136 201L134 198L130 199ZM139 201V200H138ZM136 201V203L134 204V207H131V208H135L133 211V216H135V213L136 214V217L138 216V218H134L135 221L139 222V223H143L142 220H151V218L147 219L148 216H146V210L147 212L149 211V207L146 206L145 203L141 202V204ZM161 201V202H160ZM222 201H225L222 202ZM239 201V202H238ZM245 201V202H244ZM160 202V203H159ZM185 202V204H184ZM211 202V203H210ZM227 202V203H226ZM233 202V203H232ZM7 203V204H6ZM139 204V205H136V204ZM182 203H183V206H182ZM205 203V204H204ZM224 203V204H223ZM232 204V205H226V204ZM10 204V205H9ZM56 206H55V205ZM91 204V206H89ZM108 204V205H107ZM112 204L113 207L110 205ZM143 204V206H142ZM210 204V205H209ZM88 205V206H87ZM142 207H141V206ZM159 205V206H158ZM187 207H185V206ZM225 205V206H224ZM239 205V206H238ZM241 205H242V208H241ZM145 206V208H144ZM155 206H153L154 208H156ZM198 206H201V207H196ZM221 206V207H220ZM235 206V207H233ZM7 207V208H6ZM8 207H10L8 209ZM59 207V208H58ZM109 207V208H108ZM116 207V209H115ZM152 207V208H153ZM227 207V209H226ZM231 207V209H230ZM139 210H138V209ZM185 208V209H184ZM218 208V209H217ZM221 208V209H219ZM240 208V210H238V213H237V209ZM4 209V210H3ZM7 209V210H6ZM56 209V210H55ZM114 209V210H113ZM142 209V210H141ZM144 209V210H143ZM181 209V208H180ZM193 209V210H194ZM206 209V210H205ZM236 209V210H235ZM117 210V211H116ZM154 210V209H153ZM192 210V211H193ZM215 210V211H213ZM219 210V211H218ZM222 210V212H221ZM228 212H227V211ZM57 211V212H55ZM138 211L139 213L141 214V216L144 214L146 217L143 219L141 218L140 214H138ZM152 211V210H151ZM169 211V210H168ZM183 211V213H184ZM208 211V212H207ZM243 211V213L241 212ZM144 212V213H143ZM150 212V211H149ZM148 212V213H149ZM181 212V210L179 211ZM212 212V213H211ZM219 212V213H218ZM143 213V214H142ZM164 214L163 215H166L167 213L166 212H163ZM166 213V214H165ZM221 213V214H220ZM42 214V215H41ZM57 214V215H56ZM61 214V215H60ZM119 214V215H118ZM150 213L149 216H152L153 218L157 219L158 218H162L163 215L160 216V214L156 213L157 217L155 216V214H152ZM162 214V213H161ZM210 214V215H208ZM219 214V215H218ZM226 214V215H225ZM40 215V216H39ZM58 215H60L61 217H59ZM118 218H115L116 216ZM123 215V216H122ZM212 215V216H211ZM217 217H216V216ZM233 215V217H232ZM160 216V217H159ZM200 216V218L198 217ZM231 216V217H230ZM240 216V217H239ZM122 217H125V218H122ZM144 217V216H143ZM164 217V216H163ZM211 219H210V218ZM228 217V218H227ZM40 218V219H39ZM112 218V219H111ZM122 221H121V219ZM160 218V219H161ZM165 218V217H164ZM193 218V219H194ZM234 218V219H233ZM43 221H42V220ZM56 219V220H55ZM117 219V220H116ZM126 219V220H125ZM139 219V220H138ZM163 219V218H162ZM159 221V222H154L152 221V223L150 222L149 223V226L150 225H155L156 223H158L159 227L162 228L163 223L162 220ZM192 219V220H193ZM194 219V220H195ZM202 219H203V222L202 223ZM208 221V223L205 221ZM239 219V220H238ZM245 222H244V220ZM255 219V221H253ZM140 220L142 222H140ZM144 220V221H145ZM248 220V221H247ZM59 221V222H58ZM116 221V222H115ZM118 221V222H117ZM125 221V223H124ZM214 221V222H213ZM239 221V223H238ZM41 222V223H40ZM58 222V223H57ZM112 222H115V227H112L111 224H113ZM123 222L124 225L126 226H123V225H120V223ZM154 222V223H153ZM218 222V223H217ZM237 222V223H236ZM251 222L253 224H251ZM261 222L260 225H258L257 223ZM40 223V224H39ZM111 223V224H110ZM160 223V224H159ZM206 223V224H205ZM228 223V225H227ZM139 224V225H141ZM201 224H205V225H201ZM234 224V225H233ZM243 224V225H242ZM246 224V225H245ZM257 226H256V225ZM36 225V226H35ZM39 225V226H38ZM111 225V226H110ZM117 225H119V230L116 228ZM162 225V226H160ZM208 225V227H207ZM212 225V226H211ZM230 225V226H229ZM240 225V226H239ZM156 227L157 224L155 225ZM154 226V228H155ZM203 226L204 229H202L201 227ZM246 228H245V227ZM261 226V229L259 227ZM38 227V228H37ZM62 227V228H61ZM121 227V228H120ZM127 227V228H125ZM153 227V226H152ZM205 227L209 228V230L207 231V229H205ZM234 227V228H233ZM241 227H242V230H241ZM40 228V229H39ZM113 228V229H112ZM125 228V229H123ZM131 228L133 229L131 231ZM151 228V227H150ZM161 228H157V229H161ZM213 228V229H212ZM233 230H232V229ZM236 228V229H235ZM240 230H239V229ZM248 228V229H247ZM254 228V229H253ZM257 228V229H256ZM39 231H38V230ZM127 229V230H126ZM153 229V228H152ZM256 229V230H255ZM37 230V231H36ZM112 230V231H111ZM114 230V231H113ZM117 230V231H116ZM129 230V231H128ZM135 230V232H133ZM208 233H204L205 231ZM246 230V231H245ZM253 230V231H252ZM259 230V231H258ZM63 231V232H62ZM123 233H122V232ZM125 231V232H124ZM127 231V232H126ZM130 231H131V235L130 234ZM139 231V229H138ZM201 231V232H200ZM203 231V232H202ZM211 231V232H210ZM238 231V232H237ZM252 233H251V232ZM119 232V233H118ZM121 232V234H120ZM129 232V234H128ZM134 236H132L133 234ZM195 232V233H194ZM235 232V233H234ZM237 232V233H236ZM249 232V233H248ZM38 233V234H37ZM115 235H114V234ZM124 233H127L125 235ZM139 232H137L138 234ZM201 233H204L203 236ZM259 233V234H258ZM261 233V234H260ZM117 234V235H116ZM120 234V235H118ZM137 234H136V237H137ZM208 236H207V235ZM232 234V235H231ZM236 234V235H235ZM243 236H242V235ZM254 234V236H253ZM42 235V237H41ZM123 235V236H122ZM196 238H195V236ZM228 235V236H227ZM238 235V236H237ZM248 235V236H246ZM256 235V237H255ZM84 236H85V239H84ZM115 236V237H114ZM118 236V237H116ZM121 236V237H120ZM131 239H129L130 237ZM212 238H211V237ZM216 238H215V237ZM252 236V237H251ZM122 237H125L122 239ZM129 237V238H127ZM232 237H235V238H232ZM239 239H238V238ZM243 237V238H242ZM254 237V238H253ZM260 237V238H259ZM42 238V239H41ZM138 238V237H137ZM211 238V239H210ZM90 239V240H89ZM122 239V240H121ZM126 239V240H125ZM128 239V241H127ZM134 241H133V240ZM207 239V240H206ZM216 239V240H215ZM233 239H235L236 241H234ZM255 239V240H254ZM259 239V240H257ZM136 240H139L141 241L140 243ZM175 240V239H174ZM227 240V241H226ZM238 240V241H237ZM240 240V241H239ZM243 240V241H242ZM249 240V241H248ZM121 241V242H120ZM133 241V242H132ZM253 243H252V242ZM256 241V242H255ZM259 241V242H257ZM225 242L227 244H225ZM263 242V243H262ZM25 244V245H22ZM96 243V244H95ZM123 243V244H122ZM125 243V244H124ZM216 243H222V246H218ZM230 243V244H229ZM239 245H236L238 244ZM242 243V244H241ZM81 244V245H80ZM224 244V245H223ZM251 244V245H249ZM262 244V245H261ZM95 245V246H94ZM207 245V247H206ZM218 246V248H216L215 246ZM227 245V246H226ZM255 245V247H254ZM18 246V247H17ZM25 246H27V248L25 249ZM137 246V247H136ZM230 246V247H229ZM252 246V247H251ZM22 247V248H21ZM89 247H91L89 249ZM93 247V248H92ZM99 249H98V248ZM130 247V248H129ZM134 247V248H133ZM219 247H223V248H229V251H232V252H228V250H226V248L224 249V252L227 253L224 254L223 250L222 249H219ZM237 247V248H236ZM239 247V248H238ZM245 247V248H244ZM248 247V248H247ZM260 247V249H259ZM263 247V248H262ZM30 251H28L29 249ZM59 248V249H58ZM136 248V249H135ZM140 248V249H138ZM143 248V249H142ZM231 248V249H230ZM234 248V249H233ZM23 251H22V250ZM28 249V250H27ZM134 249V250H133ZM236 249V250H235ZM246 249V250H245ZM254 249V251H253ZM19 250V251H18ZM27 250V251H26ZM85 250V251H84ZM139 250V251H138ZM144 250V251H143ZM216 250V251H214ZM220 250V251H219ZM222 250V251H221ZM226 250V251H225ZM257 250V251H256ZM18 251V252H17ZM219 252H223V253H220V255H218L219 257L216 256V252L218 253ZM235 253H234V252ZM30 252V253H29ZM35 252V253H34ZM82 252V253H81ZM95 252V253H94ZM208 252H210L211 254H208ZM215 252V254H214ZM247 252V253H245ZM254 252V253H253ZM143 253V254H142ZM147 253V252H146ZM232 253L234 255H232ZM245 253V254H244ZM2 254V255H1ZM19 254V255H18ZM23 254V255H22ZM26 254V255H25ZM88 254V255H86ZM197 254V255H198ZM228 254V255H227ZM231 256H230V255ZM4 255H6V257H2ZM22 255V256H21ZM145 255V256H144ZM243 255V256H242ZM26 256V257H25ZM28 256V257H27ZM39 256V258H38ZM144 256V257H143ZM196 256V255H195ZM211 256V257H210ZM259 256V257H258ZM4 259H2V258ZM15 257V258H14ZM217 257V258H215ZM228 257V258H227ZM238 260L240 259V261L236 260L237 262H235V258ZM241 257V258H239ZM64 258V259H63ZM229 260H227V259ZM243 258V259H242ZM41 259V258H40ZM89 259V260H88ZM145 259V260H144ZM223 259V260H222ZM231 259V260H230ZM9 260V261H8ZM28 260V262H27ZM34 260V261H33ZM39 260V261H38ZM65 262H64V261ZM212 260V261H211ZM220 260V261H219ZM243 260V261H242ZM70 261V262H69ZM86 261V262H85ZM147 261V262H146ZM64 262V263H63ZM85 262V263H84ZM240 262V263H238ZM243 262V263H242ZM262 262V263H261ZM97 263V262H95ZM149 263H151L149 261ZM99 264V263H97Z\"/></svg>", "mask_w": 264, "mask_h": 264}, {"label": "bare ground", "instance_id": "6f19581e", "mask_svg": "<svg viewBox=\"0 0 264 264\" xmlns=\"http://www.w3.org/2000/svg\"><path fill=\"white\" fill-rule=\"evenodd\" d=\"M167 1V0H166ZM169 1V0H168ZM166 2V3H164L165 2V0L164 1H162V0H0V65H6V66H8V68L7 69H9V72H8V74H9V77H11L12 79H13V81H17V79L19 78V77H24L25 78V74L27 73L28 74V72H30V74H32V75H34V81L33 82H35L36 80L35 79H37V81H40V82H44V83H48V84H51V85H53V87L54 88H56V90L58 89V90H60V91H63L64 93L65 92H67V94H68V92H72L73 91V89H72V87H73V85H75V83L73 82V81H75V82H77L78 80V82L80 83H82V85H85V87L86 86H91V85H89L90 83L89 82H91V80H94V78L96 77V76H100L103 80L104 79H107V81L106 82H108V84H111L112 83V81H114L115 83L116 82H118V81H115L116 80V77H117V75L119 76V77H121V78H119V80H127V81H129V80H133L132 81V84H133V82H134V84L132 85L130 82L131 81H129V87L131 86L132 88H129V89H132L133 91L136 89V92L137 91H139V89H141V91H142V89H153V90H156V94H157V90H159L160 88H161V90L163 89V88H166V87H171L170 89H165V91L166 90H170L169 92L171 93V91H174V90H172V88H177L178 89V86L180 85H184L185 87H187V88H184L185 89V91L187 90V89H191L190 91H192L193 93H192V95L195 97H193L194 99H196L198 102L200 101H204L205 99H207V98H211V97H213L214 98V96H215V98H216V96L217 97H222V99L223 98H227L226 99V101H227V104H228V102H230V103H235L236 104V106H237V104L239 105V106H237V109H240L241 110V112L239 111L238 113H241L243 116H245V118L244 117H242V115H241V118H243L244 120H246V121H244V122H246V124L248 125V126H250V125H252L253 126V124H254V126L256 125L257 127L256 128H259V129H264V93H262V83H263V80H264V63H262L263 61L260 59V60H258V58H257V60H258V62L257 61H255L256 59H255V57H256V52H257V50H259L262 46H264V45H262V44H264V43H261V42H263L264 40H262V38H259L258 36L260 35L259 34V32L261 33V31H263L264 32V30H262V29H264V27H263V25L261 24V21L262 20H264V6H262V7H260L258 4H255V3H257L256 1H255V3L252 1V0H199L200 2H202L203 1V6H205V9H207L206 8V5L208 6L210 3H212V4H216L215 6H217L216 7V9L219 7V6H221L222 8H218L217 10L219 11V14L220 13H222V11H223V13L224 12H228L227 14H223V16H222V14H221V17H223V20L225 19H227V20H229V18H231L230 19V23H231V26H230V28H233L234 27V25L237 23V21H238V23H239V20L241 19L242 20V17L244 16L245 18H246V20L248 19V22L250 23V25L252 26V24H253V26H255V28H253V30L250 28L249 29V31L251 30V32H252V35L251 34H249L248 33V36H249V38H248V36L247 35H245V34H243V33H241V34H243V39H244V37H245V39H250V40H248L249 42L251 41V39H252V43L253 44H255V46H250V45H248V44H246V45H248L247 47H245V44H243L244 42H245V39H244V41L242 42V38L241 39H239V36H238V38H234V37H236L237 35H238V33H236V35L234 34V36L232 37L230 34H232L231 32H230V30L229 29H227V30H229L228 32H230V34L228 33V34H226L227 33V31H226V28L225 29H221V27H219V26H222L223 24H221V25H216L215 24V22H214V24L216 25L215 27H218V28H214V25H213V28L214 29H212V27L210 28V26H212V25H210V23L212 24V21H213V19L215 18V17H213V19H212V21H210L209 22V20L208 19H210L207 15V18H203V20L205 21V23H204V21H200V22H197L198 20H196L195 18V20H193L192 19V17H194V16H192L191 18L189 17V16H191V15H184L183 14V11H182V13H180V11H178L179 9L178 8H182L181 7V4H182V2H181V0H170V2ZM187 1V0H186ZM191 1V0H190ZM189 1V2H190ZM198 1V0H197ZM199 1H198V3H199ZM262 1V0H261ZM264 1V0H263ZM262 1V2H263ZM184 2V1H183ZM207 2V3H206ZM206 3V4H205ZM261 4H264V3H261ZM176 5H179V6H176ZM182 5H184V4H182ZM201 5V4H200ZM199 5V6H200ZM234 6V7H231V10H234V12L233 13H235V11H236V13L233 15L232 14V12L230 11V10H228V8H230L229 6ZM186 6V5H185ZM190 6V5H189ZM177 7V8H176ZM197 7V6H196ZM201 7H202V5H201ZM211 7V6H210ZM210 7L208 8V9H210ZM188 8V7H187ZM195 8V7H194ZM199 8V7H198ZM197 8V9H198ZM234 8V9H233ZM178 9V10H177ZM183 9V8H182ZM181 9V10H182ZM201 9V8H200ZM199 9V10H200ZM222 9V11H220ZM225 9H227L228 11H226ZM177 10V11H176ZM186 10H188V9H186ZM215 10V9H214ZM196 11V10H195ZM202 12L204 11V10H201ZM201 11H200V14H201ZM206 12L205 13H208V11H210V10H205ZM212 11V10H211ZM229 11H230V13L232 14V16H230L231 14L229 13ZM134 12H136V13H138V15L140 16L139 17V19H137V20H139L138 22H136V21H134L135 22V24L133 23V25H132V28H133V26H135L136 25V23H139L138 24V26H140V27H142L141 29L143 30V29H145L146 30V32H145V30H144V32L143 33H147V35H149V37L151 38V36L152 35H154V34H156V32L157 33H159V32H161V31H164L165 33L163 34V32H161L162 33V35L160 36V38H158L159 36H157V37H154V39H153V37H152V39L155 41V38H156V41L161 45V43L162 42H165V37L163 38V36H165L169 31L168 30H166V28L167 27H169V28H171V30L169 29V28H167V29H169L170 30V32L171 33H169V34H174V36L172 37V35H166V37H170V38H167V39H169L168 40V42H167V39H166V42H165V44L163 43V45H164V47L163 48H165L167 51L169 50V49H172L171 51H170V53H168V54H165V52H164V49L163 48H161L162 50H163V52H162V50L161 51H159L158 50V52L155 54V52H154V49H152L151 47H149V44H150V42H152V44H153V41H152V39L151 40H149V42L148 41H145L144 39V41L143 40H141V38H140V40L141 41H139V43L141 42L142 44H139L138 43V41H137V39H138V34L136 35H134V37H133V35L132 34H134V33H137V32H132V37H131V35L130 34H128V31L126 32V31H124L125 29L126 30H133L134 28H136L137 29V27L135 26L133 29H131V26H129V23L130 22H127L124 26H125V28H124V30H122L121 28H119V29H121V30H119L118 29V27H117V29L115 30V28L114 27H112L113 29H111V26H112V24H111V26H110V31L111 30H114L113 32H116L117 34H115L114 36V38H115V40H114V38H110V37H106L105 38V33L107 32V31H109V30H107L106 29V27H109V26H107V25H109V24H106V25H104L103 23V25L104 26H106V27H103V26H101V25H98L97 24V22L96 23H94L93 22V18L95 17V16H98L99 17V19L102 21V20H104V21H106V19H108V21H109V23H116V22H123V21H128V20H130L129 19V17H130V14H132V13H134ZM198 12V11H197ZM213 12H215V11H213ZM213 12H212V14H213ZM193 13V12H192ZM204 13V12H203ZM99 14V15H98ZM188 14H191V13H188ZM195 14V13H194ZM199 14V15H200ZM208 14H210V12L208 13ZM216 14V13H215ZM218 14V15H219ZM228 14H230V15H228ZM63 15V17H65V18H67L72 24H74L73 26H75V29H77V30H75V31H73V30H71V29H69L68 27H67V25L65 26V25H63L61 22H60V20H59V18L61 19V21H62V17H60V16H62ZM205 15V14H204ZM217 15V14H216ZM224 15H228V17L227 16H224ZM135 16V15H134ZM215 16V15H214ZM230 16V17H229ZM240 16H241V18H240ZM97 17V18H98ZM137 17V16H136ZM200 17V16H199ZM198 17V18H199ZM138 18V17H137ZM201 18V17H200ZM216 18H217V16H216ZM216 18H215V21H216ZM66 19V20H67ZM110 19V20H109ZM132 19V18H131ZM205 19H207V20H205ZM239 19V20H238ZM244 19V18H243ZM133 20V19H132ZM217 20H220L219 18L217 19ZM223 21L224 23L226 22V21ZM221 21V23H223L222 22V20H220ZM219 21V22H220ZM64 22V21H63ZM98 22H100V21H98ZM107 22V21H106ZM105 22V23H106ZM228 22V21H227ZM242 22V21H241ZM101 23V22H100ZM108 23V22H107ZM114 23V24H115ZM230 23L228 22L227 23V25L229 24L230 25ZM234 23V24H233ZM243 23V22H242ZM246 23V22H245ZM244 23V24H245ZM252 23V24H251ZM257 23H258V25H257ZM263 24H264V22H262ZM113 24V25H114ZM187 25H189V26H187ZM191 25V26H190ZM227 25H225V27L227 26ZM232 25H233V27H232ZM237 25V24H236ZM243 25V24H242ZM257 25V26H256ZM250 26V27H251ZM260 26H262V29L260 28ZM140 27H138V29H140ZM144 27V28H143ZM229 26H227V28H228ZM240 27V26H239ZM159 28H163L162 30H160ZM165 28V29H164ZM180 28V30H178ZM185 28H188V30L186 31V35H187V37L189 38V39H187V40H189V42H187V45H186V47L185 46H183V49H181V48H178L177 49V45L178 44H180V43H182L181 41H180V39H181V37H182V35L183 34H180V33H178L179 31L181 32V30L182 29H185ZM222 28H224L223 26H222ZM235 28V27H234ZM237 28H238V26H237ZM237 28H235V30L237 29ZM242 28H243V26H242ZM241 28V29H242ZM247 28V27H246ZM256 28H258V29H260V31H256ZM135 29V30H136ZM160 30L159 32L157 31V30ZM174 31H173V30ZM240 29V30H241ZM257 29V30H258ZM71 30V31H70ZM105 32V33H103V31ZM107 30V31H106ZM134 30V31H135ZM141 30V31H142ZM186 30V29H185ZM246 30V29H245ZM118 31H123L122 33L125 35V36H123V34H120ZM167 31V32H166ZM173 31V32H172ZM176 31V32H175ZM183 31V33L185 32L184 30H182ZM234 31V30H233ZM255 31L256 32H258V34H254L255 33ZM102 32V34H100ZM112 32V31H111ZM175 32V33H174ZM262 32V35H264V33ZM108 33V35L109 34H113V33H109V32H107ZM118 33H119V37H121V38H119L120 40H122V38L123 37H125V39L127 40V37L128 38H132V41H134L133 39H136L135 41H137V43L139 44V46H141V47H139V46H136V45H138L137 43H135V41H134V43L136 44L135 46L131 43V38L128 40L132 45H131V47L132 48H130L131 49V51L134 49L135 51H136V49L138 48H140L139 50L137 49V51H139V52H135V54L137 53L138 55H139V53L140 54H142V52L141 51H143V52H145L146 54H147V56L149 57V58H152V60H153V62H149L148 63V61H150L151 59H148V61H146V63L147 64H145V61L143 62V61H139V59L140 58H137L136 57V55L134 54V53H130V56L132 57V60H131V58H130V56H129V54L127 55L128 57H126L125 55V57L122 55V56H119V55H117V52L118 51H127V50H125V49H127V47L126 48H123L124 47V45H129L130 46V44H127L128 43V41H125L124 39V41L123 42H125L124 44H122L123 45V47H121L120 46V48H121V50H118V51H116V52H114V50H111V49H115V48H118V46L121 44L120 43V40L118 39V41H119V43L118 42H114V41H117L116 40V38H118ZM131 33V32H130ZM139 33V32H138ZM142 33V35H144ZM127 34H128V36H127ZM241 34H239L240 36H242ZM111 35H109V36H111ZM157 35V34H156ZM155 35V36H156ZM186 35L183 37V40H184V38L186 37ZM245 35V36H244ZM258 35V36H257ZM130 36V37H129ZM136 36V37H135ZM113 37V36H112ZM139 37H141V35H139ZM148 37V38H149ZM162 37V38H161ZM186 37V38H187ZM251 37V38H250ZM260 37H261V35H260ZM142 38H143V36H142ZM145 38V37H144ZM148 38H145V39H148ZM157 38H158V40H157ZM258 38V39H257ZM108 39H111V41H112V39L114 40L113 42H111L110 43V40L108 41ZM170 39H172V40H170ZM263 39H264V37H263ZM246 40V41H247ZM255 40H258V41H255ZM259 40H261V42H259ZM254 41L256 42V43H261L260 44V46L261 47H258V49L256 50V47L258 46H256V43H254ZM122 42V43H123ZM127 42V43H126ZM148 42V43H147ZM180 42V43H179ZM118 45H117V44ZM252 43H250V44H252ZM110 44H113V45H111V46H113L114 47V44H116L117 45V47H116V45H115V47L114 48H112L111 46V51H109V52H107L105 49H108V47H109V45ZM151 44V45H152ZM154 44H156L155 42H154ZM157 46L156 47H158V44H156ZM182 45V44H181ZM96 46V47H95ZM128 46V47H129ZM153 46V45H152ZM97 47H99V49H97ZM109 47V48H110ZM135 47H137L136 49H135ZM185 47V48H184ZM96 48V49H95ZM124 50H123V49ZM159 48V47H158ZM157 48V49H158ZM174 48H176V49H174ZM263 48V47H262ZM153 50V52H152V50ZM156 49V48H155ZM102 50V51H101ZM133 50V51H134ZM121 51V52H122ZM166 51V52H167ZM264 52V51H263ZM262 52V53H263ZM116 53V54H115ZM126 53V52H125ZM127 53H129V51H127ZM225 53L228 55L227 57H224V56H226L225 55ZM119 54V53H118ZM121 54V53H120ZM132 54L133 55H135L134 57H136L137 58V62L138 63H136V59H135V61L133 60V56H132ZM218 54H219V56H218ZM259 54V53H258ZM184 55H187V56H184ZM224 58H223V57ZM255 56V57H254ZM257 56H260V55H257ZM262 56V55H261ZM140 57H142L141 55H140ZM129 58H130V60H129ZM145 59V57H142V59ZM142 59H140V60H142ZM143 59V60H144ZM255 59V60H254ZM145 60H147V59H145ZM151 60V61H152ZM231 61L230 63H232L233 64V61H235L234 62V64H233V66H232V64H230L231 66H230V68H229V64H227L228 62L227 61ZM226 61V64L228 65V66H226V64L225 63H223V64H225V65H223V66H225V68H227L228 67V69H225L224 67H220V63L219 62H221V64H222V62H225ZM260 61H261V63H260ZM140 62V63H139ZM144 65H143V64ZM191 63H193V65H191ZM259 64V65H257V64ZM141 64V65H140ZM235 64H240L239 66H241V68H243V69H241L240 70V67H238V65H237V67H236V65ZM260 64H262V66L260 65ZM234 65H235V67H236V69H239V71H242V72H238L236 69H234L235 67H234ZM49 66H54V67H60V69L61 70H63V72H65L64 74H66V76H68V77H66V78H72L73 77V84H72V82H69V81H67V80H65V81H63V80H61V79H59V78H57L56 77V75H53V74H47V73H45L44 71L46 70V67H49ZM243 66V67H242ZM258 66H260V67H258ZM21 67H24V68H26V70H27V68H29V70H27V72L26 73H24V71H23V69H21ZM43 67H45V70L43 69ZM231 67H234V68H231ZM7 69H5V67H4V70L6 71ZM53 69V68H52ZM56 69V68H55ZM162 69L163 70V73H162V70L160 71V70ZM3 70V67H0V79L1 78H4L5 76V74L7 73V72H5ZM49 70V69H48ZM47 70V71H48ZM155 70H156V74L158 73V75H159V77H157L156 78V80H155V75H153L154 74V72H155ZM244 70V71H243ZM46 71V72H47ZM157 71H159V72H161V73H159V72H157ZM148 72H150L149 74H148V76H151L152 77V75L153 76H155V77H152L153 78V80L152 79H149L148 78V76H146L147 75V73ZM109 73H111L112 75L114 74H116V77L114 76L113 78L115 79V80H112L111 81V77L112 76H110V78H109ZM146 73V75H143V76H145L144 78L143 77H141V75L142 74H145ZM151 73H153L152 75H151ZM23 74H24V76H23ZM161 74H163L164 75V77L162 78L161 76ZM31 75V76H32ZM161 75V76H160ZM166 76V77H165ZM6 77H7V75H6ZM100 77H98V78H100ZM245 77H247L246 78V81H245V79L244 78ZM97 78V79H98ZM163 80H162V79ZM164 78H166V80H164ZM243 78V79H242ZM249 78V79H248ZM5 79V78H4ZM78 79V80H77ZM227 81H226V80ZM243 81H242V80ZM6 80V79H5ZM11 80V79H10ZM99 80V79H98ZM118 80V79H117ZM228 80H231V85H224V83L223 82H228ZM234 80V81H233ZM242 82H246L247 83V81L249 82L248 84H246V83H242L241 84V81ZM261 80V82H259ZM9 81V80H8ZM20 81V80H19ZM111 81V82H110ZM232 81H233V83H232ZM21 82V81H20ZM22 82H23V80H22ZM26 82V81H25ZM94 82V81H93ZM103 82V81H102ZM110 82V83H109ZM260 83V86H259V83ZM36 83V82H35ZM122 83V82H121ZM125 83V82H124ZM2 84V83H1ZM4 84V83H3ZM5 84H6V81H5ZM4 84V85H5ZM8 84V83H7ZM15 84V85H14ZM34 84V83H33ZM38 84V83H37ZM42 84V83H41ZM227 84V83H226ZM246 84V85H245ZM264 84V83H263ZM13 85L14 86H12V87H15V89L16 90H18L19 91V89L20 88H22V90H24L26 87H27V90H28V86L25 84V85H19L18 84V82H14L13 83ZM92 85H94V84H92ZM116 85V84H115ZM123 85V84H122ZM175 86V87H174ZM7 87V86H6ZM25 87V88H24ZM30 87V86H29ZM85 87H84V89H85ZM92 87H94V86H92ZM113 87V86H112ZM126 87V86H125ZM261 89H260V88ZM1 88V87H0ZM4 88V87H3ZM8 88V87H7ZM31 88H33V87H31ZM30 88V89H31ZM80 88V87H79ZM95 88V87H94ZM115 88V87H114ZM249 88H253L254 90L256 89V91H258V89H260V91H261V93H260V91L258 92V94L259 95H261V96H258L257 97V95H253L252 93L254 92V90H253V92H250V90L251 89H249ZM8 89H10V90H14V91H16L15 89H11L10 87L8 88ZM90 89V88H89ZM118 88L116 87V90H117ZM125 89V88H124ZM138 89V90H137ZM177 89H175V92H176V90ZM182 90V87L181 88H179V90ZM1 90H3V89H1ZM21 90V91H22ZM114 90V89H113ZM179 90H177L178 92H179ZM24 91H26V90H24ZM30 91V90H29ZM91 91V90H90ZM97 90H95V92H96ZM112 91V90H111ZM132 91V92H133ZM148 91V90H147ZM160 91V90H159ZM183 91V90H182ZM189 91V90H188ZM252 91V90H251ZM255 91V92H256ZM2 92V91H1ZM11 92V91H10ZM20 92V91H19ZM31 92H32V90H31ZM59 92V91H58ZM92 92H93V90H92ZM116 92V91H115ZM135 92V93H136ZM142 92H145V90L144 91H142ZM151 92V91H150ZM149 92V93H150ZM153 92H155V91H153ZM162 92V91H161ZM168 92V91H167ZM168 92V93H169ZM174 92V93H175ZM8 93V92H7ZM17 93V92H16ZM30 93V92H29ZM127 93H129V91L127 92ZM148 93V94H149ZM164 93V92H163ZM162 93V94H163ZM182 93V92H181ZM19 94V93H18ZM66 94V93H65ZM130 94V93H129ZM133 94V93H132ZM153 94V93H152ZM155 94V93H154ZM166 94V93H165ZM254 94H257V93H254ZM6 95V94H5ZM15 95V94H14ZM136 95V94H135ZM147 95V94H146ZM170 95H172V93L170 94ZM169 95V96H170ZM191 95V96H192ZM13 96V95H12ZM133 96V95H132ZM137 96V95H136ZM142 96H144V95H142ZM157 96V95H156ZM173 96H174V94H173ZM177 96V95H176ZM30 97H31V95H30ZM138 97V96H137ZM159 97V96H158ZM8 98V97H7ZM131 98V97H130ZM133 98H134V100L135 101H137L136 99H135V97L133 96ZM139 98V97H138ZM150 98V97H149ZM157 98V97H156ZM160 98V97H159ZM132 99V98H131ZM141 99H142V97H141ZM173 99V98H172ZM183 99V98H182ZM193 99V100H194ZM209 99H208V101H209ZM33 100V99H32ZM126 100V99H125ZM128 100V99H127ZM176 100V99H175ZM192 100V99H191ZM195 100V101H196ZM215 100V99H214ZM221 100V99H220ZM0 101L1 102H3L4 101V103H5V97L2 95V96H0ZM130 101V100H129ZM144 101V100H143ZM147 101H149V100H147ZM150 101H152V100H150ZM165 101H166V99H165ZM177 101V100H176ZM175 101V102H176ZM222 101V100H221ZM224 101H225V99H224ZM225 101V102H226ZM29 102V101H28ZM121 102V101H120ZM128 102V101H127ZM138 102H139V99H138ZM145 102V101H144ZM168 102V101H167ZM169 102H171V101H169ZM192 102H194V101H192ZM199 102V103H200ZM215 102H216V100H215ZM214 101L212 102V103H215ZM219 102V101H218ZM217 102V103H218ZM224 102V103H225ZM3 103V104H4ZM7 103L9 104V102L7 101ZM6 103V105H8ZM14 103V102H13ZM16 103V102H15ZM135 103V102H134ZM137 103V102H136ZM149 103H151V102H149ZM158 103V102H157ZM197 103V102H196ZM204 103V102H203ZM221 103H223V102H220V105H222ZM232 103V104H233ZM1 104V103H0ZM11 104V103H10ZM19 104V103H18ZM30 104V103H29ZM28 104V105H29ZM32 104V103H31ZM37 104V103H36ZM43 104V103H42ZM137 104H139V103H137ZM143 104V103H142ZM145 104V103H144ZM159 104V103H158ZM194 104V103H193ZM235 104H233V106H235ZM41 105V104H40ZM139 105H141V104H139ZM146 105V104H145ZM145 105H144V107H145ZM153 105V104H152ZM168 105V104H167ZM216 106V108H214L219 114H218V116H221V117H223V115L225 116L227 113L226 112H228V111H225L227 108H225L224 107V104L222 105L225 109H223L221 106ZM4 106V105H3ZM12 106V105H11ZM44 106V105H43ZM142 106V105H141ZM148 106V105H147ZM161 106V105H160ZM172 106V105H171ZM227 106V105H226ZM229 106V105H228ZM232 106V105H231ZM230 106V107H231ZM232 106V107H233ZM1 107V106H0ZM8 107V106H7ZM18 107H19V105H18ZM35 107V106H34ZM37 107V106H36ZM128 107V106H127ZM138 107V106H137ZM153 107V106H152ZM159 107V106H158ZM192 107V106H191ZM190 107V108H191ZM205 107H206V105H205ZM208 107H209V105H208ZM239 107V108H238ZM257 107H259V109H261V113L260 114H262L261 115V117L259 118V116H257V114H256V112L259 110ZM12 108V107H11ZM10 108V109H11ZM15 108V107H14ZM20 108H21V106H20ZM120 108V107H119ZM124 108V107H123ZM207 108V107H206ZM212 107H211V109L212 110H214ZM218 108V109H217ZM236 108V107H235ZM243 108V109H242ZM4 109V108H3ZM9 109V108H8ZM9 109V110H10ZM25 109V108H24ZM23 109V110H24ZM34 109V108H33ZM125 109V108H124ZM189 109V108H188ZM192 109V108H191ZM194 109H195V107H194ZM193 109V110H194ZM203 109V108H202ZM210 109V110H211ZM258 109V110H257ZM19 110V109H18ZM22 110V109H21ZM20 110V111H21ZM31 110V109H30ZM140 110H143V109H140ZM149 110H151V109H149ZM158 110H160V109H158ZM196 110H197V108H196ZM203 110H206V109H203ZM214 110V111H215ZM243 110V111H242ZM6 111V110H5ZM14 111H17V110H15L14 109ZM37 111H38V109H37ZM36 111V112H37ZM47 111V110H46ZM123 111V110H122ZM145 111V110H144ZM157 111V110H156ZM155 111V112H156ZM188 111H190V110H188ZM216 111L214 112V113H216ZM230 111V110H229ZM26 111H24V113H25ZM67 112V111H66ZM125 112V111H124ZM143 112V111H142ZM159 112V111H158ZM185 112V111H184ZM186 112H187V110H186ZM195 112V111H194ZM212 112V111H211ZM234 112V111H233ZM237 112V111H236ZM10 113V112H9ZM21 113V112H20ZM33 113V112H32ZM38 113H40V112H38ZM69 113V112H68ZM73 113H74V111H73ZM192 113V112H191ZM213 113V112H212ZM213 113V114H214ZM229 113V115L232 113H230V112H228ZM235 113V112H234ZM258 113V112H257ZM3 114V113H2ZM16 114V113H15ZM189 114V113H188ZM187 114V115H188ZM19 115H21V114H19ZM26 115V114H25ZM24 115V116H25ZM228 115V116H229ZM234 115H236V114H234ZM1 116H3V115H1ZM23 116V117H24ZM34 117H35V114L33 115ZM32 116V117H33ZM64 116H66V114L64 115ZM246 116L249 118V122L247 121L248 119L246 118ZM6 117V116H5ZM26 117V116H25ZM30 117V116H29ZM230 117V116H229ZM17 118V117H16ZM61 118V117H60ZM232 118V117H231ZM253 118H255L254 119V122L253 121H251V120H253ZM263 118V119H262ZM7 119V118H6ZM27 119V118H26ZM38 119V118H37ZM47 119H48V117H47ZM63 119H64V117H63ZM144 119V118H143ZM226 119V118H225ZM251 119V120H250ZM10 120V119H9ZM8 120V121H9ZM28 120V119H27ZM230 120V119H229ZM229 120H228V122H229ZM7 121V122H8ZM29 121H30V119H29ZM40 121V120H39ZM51 121V120H50ZM58 121V120H57ZM221 121H223V120H221ZM226 121V120H225ZM241 121H242V119H241ZM33 122V121H32ZM59 122V121H58ZM148 122V121H147ZM227 122V121H226ZM225 122V123H226ZM231 122V121H230ZM229 122V124H232V125H234L233 124V122H231L230 123ZM18 123V122H17ZM26 123V122H25ZM24 123V124H25ZM44 123V122H43ZM60 123V122H59ZM62 123V122H61ZM221 123V122H220ZM223 123V122H222ZM5 124H7V123H5ZM10 124H11V122H10ZM9 124V125H10ZM211 124V123H210ZM228 124V123H227ZM229 124H228V126H229ZM12 125V124H11ZM15 125H16V123H15ZM61 125V124H60ZM223 125V124H222ZM225 125V124H224ZM231 125V127H230V129L228 130V126L226 127L227 128V130L226 129H224L223 131H225L226 130V133H232V131H233V133L234 134H236L237 133V135H236V138L238 137L239 139H240V137L242 136V137H244L246 134H248V137H244L243 139L244 140H239L238 138H237V140H236V138L234 139V140H231V141H229L228 140V138H230L231 136H229L228 137V134L226 135V133H223L224 135V139L226 140H228V144H227V140L224 142V144L223 145H225V143L228 145V147H227V145H226V147L225 146H223L222 144H216V145H220L219 147L217 146V148H220V150L221 151H223V157L224 158H226V159H224V158H222V159H220V160H223L222 162H224V164H228L227 165V167H226V169H222V167H219V165L220 166H222L221 165V163H219V162H217V164H219V165H216L215 167H213V168H216V167H219V168H221L222 170H220L219 168H217V169H212V170H209V171H207L208 169H204V168H201L202 167V163H200L201 165L200 166H196L197 165V162L196 161H193V162H191L192 160L190 159V161L188 162V164L186 163V166H188L189 167V170L190 171H198V173L200 174L201 173V175L199 176V177H197V178H192V177H190V178H184V179H181V178H173V179H170V180H168V181H164V183H159V184H156V185H154L155 187H157L156 189L158 190V191H160V192H156V194H157V197H159L160 198V200L163 202L162 204H159L160 205V207H156L157 206V203L155 204H153V206H155L156 208H154L153 206H152V200L150 201L149 199H153L154 198V196L156 195L154 192H152L151 194H148L149 193V191L146 193V194H142L141 192V189H139V186H141L140 185V182L138 181V182H134L133 180H135V179H133V180H131V181H129V177H126V176H124V177H122V175H121V177L123 178V179H121V180H123L124 182H122L121 183V181L120 182H116L115 180V178H113V180H112V182H110V181H108L107 180V178L106 177H104V175H101V176H99V178H98V182H96L94 185L92 184V182H91V184L93 185V187H95L98 191H96V193L97 192H99V193H105L106 195H107V197L105 196V194H104V197H106V198H108L109 200H111L113 203H115V206H117V209H119L120 211H119V213L120 212H122V214H124V216H126V218L128 219V221H127V224L129 223V218H130V220H132V224L130 223L129 225H127L128 226V228H130L129 226L130 225H133L132 226V228H135V230L137 231V232H139L138 234H137V232L135 233V236H134V234H133V232H135V230L132 232V236H134V238H136V239H139V240H142V247L144 248V250L147 252H145L144 254H147V256H146V258H148V259H146V260H148V264H206L207 262H206V260L208 259L207 257L208 256H205L203 253H205V252H203L205 249H203L202 250V253L200 252L199 254L198 253H195V252H193V249H194V242H195V239L193 238V236L191 235L192 233H193V231L195 230V228L194 227H196L195 225H197V223L199 222H197V220L198 219H195V218H197V217H195L194 218V215L196 216V215H198V214H195V213H197V212H195V210H197V209H191L192 207H194L193 206V204L194 205H196L197 203L198 204H200L199 202H197V200H199V199H197L198 197H196V196H198V195H200L201 193H203V192H205V191H201L203 188H204V190L206 189V186H207V188H209V186H216L218 189H216L217 191L216 192H219L220 191V193H221V191H223L224 192V194L222 195L224 198L227 196V198L231 195V194H229V193H231L232 192V196L233 195H235L236 194V196H239L240 198L242 197L243 199L245 198V200H246V206L245 207H243V209H241V210H244V208H245V212H247L246 213V216L248 215V214H250V215H252L256 220H258V221H264V203H262L261 201L262 200H260L261 198V196L264 198V172H261V170L262 169H259V168H264V167H261V166H264L263 164H264V162H263V164H262V161H264V160H262L264 157V153L262 152V151H264V150H262L261 151V147L259 146V144H258V142L260 143V140H261V142H262V144L263 145H261V143H260V145L261 146H263L264 147V133L262 134L263 135V137L260 139L259 138V141L257 140V138H256V140L258 141H255V144H256V142H257V148L259 149V147H260V151H261V153L263 154H260V155H262V156H258L257 154H254V153H257V148H255V149H257L256 150V152H255V149L254 148H252L253 146H255L254 145V141H252V137H250V136H253L252 134H253V130L251 129V131H250V129H248V126L246 127L245 126V123L244 124H242V125H244V127L245 128H247V129H243V128H241L240 126H242L241 124H240V126H238L237 124H236V126L234 125V126H232ZM20 126V125H19ZM23 126V125H22ZM27 126H29V125H27ZM226 126V125H225ZM2 127V126H1ZM7 127V126H6ZM30 127V126H29ZM36 127V126H35ZM49 127V126H48ZM61 127V126H60ZM224 127V126H223ZM243 127V126H242ZM4 128V127H3ZM22 128V127H21ZM28 128V127H27ZM58 128V127H57ZM135 128H137V127H135ZM253 128H255V127H253ZM17 129V128H16ZM35 129V128H34ZM40 129V128H39ZM47 129V128H46ZM241 129V130H240ZM4 130V129H3ZM5 130H6V128H5ZM136 130V129H135ZM246 130L249 132V133H246ZM9 131V130H8ZM23 131V130H22ZM33 131H35V130H33ZM227 131H229V132H227ZM239 131L241 132V131H245V133L243 134V132L242 133H239ZM255 131V130H254ZM257 131V130H256ZM2 132V131H1ZM135 132V131H134ZM217 132V131H216ZM220 132V131H219ZM252 132V134L250 135V133ZM13 133V132H12ZM18 133V132H17ZM27 133V132H26ZM30 133V132H29ZM232 133V134H233ZM238 133L239 134H241V136L240 135H238ZM256 133V132H255ZM3 134V133H2ZM6 134V133H5ZM32 134V133H31ZM136 134V133H135ZM220 134H222L221 132H220ZM1 135V134H0ZM7 135V134H6ZM11 135V134H10ZM138 135V134H137ZM225 135H226V137H225ZM231 135V134H230ZM261 135V134H260ZM3 136V135H2ZM1 136V137H2ZM9 136V135H8ZM143 136V135H142ZM221 136V135H220ZM222 136V137H223ZM14 137V136H13ZM233 135H232V138L231 139H233ZM34 138V137H33ZM36 139V138H35ZM64 139V138H63ZM184 139V138H183ZM219 139V138H218ZM242 139V138H241ZM247 139H248V142H247ZM253 139H254V137H253ZM2 140V139H1ZM61 140V139H60ZM155 140V139H154ZM27 141V140H26ZM25 141V142H26ZM31 140L29 139V142H30ZM43 141V140H42ZM51 141V140H50ZM49 141V142H50ZM55 141H56V139H55ZM181 141V140H180ZM215 141H216V139H215ZM237 141H245V142H247V144H245V145H247V146H245L244 145V143H242V142H237ZM34 142V141H33ZM33 142H31V143H33ZM46 142V141H45ZM56 142H58V141H56ZM217 142V141H216ZM223 142V141H222ZM229 142H231V144L229 143ZM238 143V145L239 144H243L244 145V147L243 148H245V147H247L248 148V150H247V153H246V149L244 150L240 145V147H237L238 145H236L237 143ZM19 143V142H18ZM27 143V142H26ZM63 143V142H62ZM179 143V142H178ZM221 143V142H220ZM234 143V144H233ZM23 146H24V142L23 143H21ZM20 144V145H21ZM28 144H30V143H28ZM28 144H25V145H28ZM52 144V143H51ZM31 145V144H30ZM29 145V146H30ZM36 145H37V143H36ZM54 145V144H53ZM61 145V144H60ZM186 145V144H185ZM190 145V144H189ZM192 145H194L193 143H192ZM223 147H222V146ZM235 146L236 145V147H233V146ZM242 145V146H243ZM29 146H28V148H29ZM45 146V145H44ZM55 146V145H54ZM53 146V147H54ZM86 146V145H85ZM179 147H180V145H178ZM191 146V145H190ZM231 146V148L229 149V147ZM259 146V147H258ZM32 147H33V145H32ZM38 147H40V145L38 146ZM43 147V146H42ZM176 147V146H175ZM186 147V146H185ZM225 147V150L223 149ZM24 148H25V146H24ZM27 148V147H26ZM25 148V149H26ZM31 148V147H30ZM29 148V149H30ZM37 148V147H36ZM57 148V147H56ZM55 148V149H56ZM178 148V147H177ZM191 148V147H190ZM237 148H239V150L241 151V148H242V151H241V154L239 153L240 151H237L238 149ZM253 150H252V149ZM28 149V150H29ZM34 149H35V146H34ZM43 149V148H42ZM175 149V148H174ZM173 149V150H174ZM185 149V148H184ZM226 149H227V151L229 152L228 154H230V155H228V154H226L227 153V151H226ZM231 149H234V150H231ZM264 149V148H263ZM21 150H23V149H21ZM37 150V152L36 153H38V156H36L35 155V153L34 154H32L31 152H30V150H29V152H25V151H22V152H20V153H18V154H15V153H12V152H9L8 150H6V148L2 145V142L0 143V157H3L4 159H7V164L9 163V162H11V166L12 167H9L10 168V170L12 171V172H18V174L20 173V174H24L23 176L26 178V177H28V175L30 176V177H28V178H30V180H31V178H32V180H34L39 186H40V188H41V190L40 191H42L41 193L45 196L44 198H45V200H44V206H45V213H44V216H42L43 217V223H42V225H40V227H41V229H42V231L44 232L43 234V236L45 237L44 239L45 240H43L42 242H40L39 241V244H37L36 246L34 245L33 247H30L31 245L29 244L28 246H29V248H31V250H33V251H35L34 253L37 255H39L40 256V258H39V256H38V258H39V262L37 263V264H61L60 263V260H59V252L57 251V248H56V244L54 243V235L57 233V231L55 232V234H54V230H55V227H54V224H53V218H54V215H53V213H54V207H53V204H52V199H51V192H52V182H54L53 180H52V177L51 176H55V175H58V174H68V175H70V171H67V169H65V165H64V163H63V161L61 160H54V159H57V158H52L51 159V157L53 156V155H51V157H40V155H41V153H40V151H41V149H36ZM39 150V151H38ZM53 150V149H52ZM62 150V149H61ZM78 150V149H77ZM172 150V149H171ZM178 150H179V148H178ZM193 150V149H192ZM191 150V151H192ZM198 150V149H197ZM219 150V149H218ZM230 150V151H229ZM243 150L245 151V153L243 152ZM250 150H252V152H254V153H250ZM27 151V150H26ZM44 150H42V152H43ZM50 151V150H49ZM54 151V150H53ZM80 151V150H79ZM200 151V150H199ZM215 151V150H214ZM45 152V151H44ZM44 152H43V154H44ZM58 152H59V150H58ZM83 152V151H82ZM86 152V151H85ZM181 152H182V150H181ZM202 152H205L204 151V149H203V151ZM218 152H220V151H218ZM231 152V153H230ZM244 153V155H243V153ZM40 153V154H39ZM50 153V152H49ZM60 153V152H59ZM76 153V152H75ZM150 153V152H149ZM154 153V152H153ZM156 153V152H155ZM170 153H171V151H170ZM169 153V154H170ZM177 154H178V152H176ZM185 153V154H184ZM184 155H182V156H185V157H188L189 156V154L190 153H188L186 150L184 151ZM198 152H196V154H197ZM221 153V152H220ZM250 153V154H249ZM42 154V155H43ZM51 154H52V152H51ZM72 154H73V152H72ZM169 154H168V156H169ZM202 154V153H201ZM206 154V153H205ZM212 154H213V152H212ZM222 154V153H221ZM221 154H219L218 155V157L219 156H221ZM259 154V153H258ZM46 155V154H45ZM49 155V154H48ZM57 154H55V156H56ZM80 155H82V154H80ZM193 155H194V153H193ZM193 155H192V157H193ZM207 155V154H206ZM209 155V154H208ZM215 155V154H214ZM226 157H225V156ZM249 155H252L251 157L249 156ZM254 155H257L258 157H255ZM76 156H77V154H76ZM154 156V155H153ZM163 156V155H162ZM165 156V155H164ZM172 156V155H171ZM177 156H179V155H177ZM216 156V155H215ZM81 157V156H80ZM83 157H85V155L83 156ZM86 157H87V155H86ZM147 157V156H146ZM145 157V158H146ZM148 157H149V155H148ZM157 157H159V156H157ZM167 157V156H166ZM181 157V156H180ZM184 157V158H185ZM206 158L208 157V156H205ZM213 157V156H212ZM250 157V158H249ZM259 157H261L259 160L261 161V163H260V161L257 163L256 162V159L257 158H259ZM263 157V158H262ZM59 158V157H58ZM155 158H156V156H155ZM183 158V159H184ZM189 158V157H188ZM191 158V157H190ZM202 158V157H201ZM205 158V159H206ZM3 159V160H4ZM177 159V158H176ZM181 159H182V157H181ZM196 159V158H195ZM194 159V160H195ZM66 160V159H65ZM91 160V159H90ZM159 160V159H158ZM160 160H162V159H160ZM165 160V159H164ZM173 160V159H172ZM212 160H214V158H212ZM258 160V159H257ZM67 161V160H66ZM88 161V160H87ZM86 161V162H87ZM186 161V160H185ZM200 161V160H199ZM211 161V160H210ZM232 161V162H231ZM2 162V161H1ZM6 162H5V165H6ZM125 162V161H124ZM136 162H137V160H136ZM135 162V163H136ZM145 162H146V160H145ZM154 162V161H153ZM201 162V161H200ZM205 161H203V164H205L204 163ZM228 162H231L232 163V166H230V164L228 163ZM235 162V164H233ZM120 163V162H119ZM128 163V162H127ZM134 163V162H133ZM160 163H161V161H160ZM160 163H159V166H160ZM172 163H173V161H172ZM184 163V162H183ZM211 163V164H210ZM209 163V165H210V167L211 166H213V165H215V164H213V162H210ZM1 164V163H0ZM121 164H123L122 162H121ZM126 164V163H125ZM130 164V163H129ZM131 164H132V162H131ZM155 164V162L153 163V165ZM185 164V163H184ZM194 164V165H193ZM260 164H261V166H260ZM10 165H8V166H10ZM117 165H119V164H117ZM177 165V164H176ZM198 165H199V162H198ZM1 167L0 168H2V173H3V170L5 171L6 169H7V167L4 169L3 168V166H4V164L2 165H0ZM7 166V165H6ZM143 166V165H142ZM141 166V167H142ZM175 166V165H174ZM185 166V165H184ZM185 166V167H186ZM195 166L196 167H199V169L197 170L196 168H195ZM241 166H244V172H242L243 174L241 175V176H238V175H240V174H238L237 175V173H236V171H237V169H239V168H241ZM5 167V166H4ZM67 167V166H66ZM126 167H128L127 165H126ZM137 167V166H136ZM190 167L191 168H193V169H190ZM225 167V166H224ZM231 167V168H230ZM8 168V169H9ZM118 168V167H117ZM135 168V167H134ZM139 168H140V165H139ZM184 168V167H183ZM182 168V169H183ZM207 168H209V166L207 167ZM137 169V168H136ZM135 169V170H136ZM155 169H157V166H156V168ZM168 169V168H167ZM181 169V170H182ZM186 169H187V167H186ZM209 169H211V168H209ZM257 169H259V170H257ZM99 170V169H98ZM153 170V169H152ZM152 170L150 171V172H152ZM169 170V169H168ZM174 170H176V169H174ZM178 170V169H177ZM185 170V169H184ZM206 170V173H204L203 171H205ZM253 170H257V173H258V171H259V173L258 174H256L255 172L256 171H253ZM7 171H9V170H7ZM6 171V172H7ZM75 171V170H74ZM99 171H102V170H99ZM119 171H121L120 169H119ZM166 171V170H165ZM170 171H171V173L170 174H172V170H171V168H170ZM189 171V172H190ZM211 171V173H209ZM252 171L256 174H254V173H252ZM263 171V170H262ZM11 172V173H12ZM84 172V171H83ZM97 172V171H96ZM122 172V171H121ZM134 172V171H133ZM159 172V171H158ZM168 172V171H167ZM174 172V171H173ZM182 172V171H181ZM189 172H187V174L189 173ZM235 172V173H234ZM5 173V172H4ZM13 173V174H14ZM98 173V172H97ZM123 173V172H122ZM128 173V172H127ZM126 173V174H127ZM154 173V172H153ZM175 173V172H174ZM185 173V172H184ZM260 173H261V175H263V177H261L260 176ZM19 174V175H20ZM100 174H101V172H100ZM99 174V175H100ZM118 174V173H117ZM129 174V173H128ZM132 174V173H131ZM155 174V173H154ZM157 174V173H156ZM155 174V175H156ZM159 174V173H158ZM162 174V173H161ZM203 174V175H202ZM254 174V175H253ZM18 175V176H19ZM27 175V176H26ZM96 175V174H95ZM98 175V174H97ZM119 175V174H118ZM117 175V176H118ZM130 175V174H129ZM164 175V174H163ZM177 175V174H176ZM182 175V174H181ZM135 176V175H134ZM168 176V175H167ZM197 176V175H196ZM8 177V176H7ZM14 177H17V174L14 176ZM19 177H22V175H20ZM108 177V176H107ZM114 177V176H113ZM131 177H132V175H131ZM136 177V176H135ZM148 177H150L151 179L153 178V177H155L154 175H149ZM172 177V176H171ZM189 177V176H188ZM11 178H13V177H11ZM56 178H57V176H56ZM134 178V177H133ZM149 178V179H150ZM157 178V177H156ZM159 178H160V176H159ZM2 179V178H1ZM4 179V178H3ZM17 179V178H16ZM21 179V178H20ZM23 179V178H22ZM57 179H61V177H59V178H57ZM57 179L55 180V183L57 184ZM86 179V178H85ZM110 179H112V178H110ZM115 179V180H114ZM119 179V178H118ZM137 179V178H136ZM148 179V180H149ZM155 179V178H154ZM8 180V179H7ZM6 180V181H7ZM29 180V179H28ZM31 180V181H32ZM138 180V179H137ZM136 180V181H137ZM147 180V179H146ZM159 180H161V179H159ZM33 181V182H34ZM60 181V180H59ZM59 181H58V183H59ZM66 181V180H65ZM64 181V182H65ZM73 181V180H72ZM141 181V180H140ZM2 182V181H1ZM10 182H12V181H10ZM21 182H22V180H21ZM24 182H25V180H24ZM68 182H69V180H68ZM88 182V181H87ZM35 184V183H34ZM89 184V183H88ZM3 185V184H2ZM6 185V184H5ZM37 185V186H38ZM54 185V184H53ZM70 185H71V183H70ZM78 185V184H77ZM82 185V184H81ZM91 185V186H92ZM149 185V184H148ZM151 185V184H150ZM161 185H164V187L163 188H160L161 187ZM10 186V185H9ZM62 186V185H61ZM60 186V187H61ZM67 186H68V184H67ZM83 186H85V185H83ZM133 186V187H132ZM2 187V186H1ZM5 187V186H4ZM86 187H88V185L86 186ZM90 187V186H89ZM131 187V188H130ZM155 187H153L154 189H155ZM39 188V189H40ZM77 188V187H76ZM149 188H151V187H149ZM8 189H10V188H8ZM60 189V188H59ZM62 189H63V187H62ZM86 189H88V188H86ZM96 189H90V190H93V194H95L94 192H95V190ZM147 189V188H146ZM145 188L143 189V191L144 190H146ZM153 189V190H154ZM61 190V189H60ZM74 190V189H73ZM140 190V191H139ZM157 190H155V191H157ZM7 191V190H6ZM76 191V190H75ZM79 191V190H78ZM78 191H76V192H78ZM150 191H152V189L150 190ZM163 191V192H162ZM225 191H226V193H225ZM12 192V191H11ZM55 192V191H54ZM89 192V191H88ZM6 193V192H5ZM8 193V192H7ZM38 193H40V192H38ZM144 193H145V191H144ZM206 193H207V190H206ZM211 193V192H210ZM215 193V192H214ZM214 193H213V195H214ZM219 193V194H220ZM234 193V194H233ZM153 194H155V195H153ZM204 194V193H203ZM208 194H209V192H208ZM207 194V195H208ZM219 194L217 195V196H219ZM225 194H227V195H225ZM228 194H229V196H228ZM7 195V194H6ZM53 195H55V194H53ZM80 195V194H79ZM96 195V194H95ZM98 195V194H97ZM144 195H146V196H144ZM151 195V196H150ZM153 195V196H152ZM221 195L219 196V197H221ZM11 196V195H10ZM187 196V197H186ZM188 196H189V198L190 199H194L195 197H196V200L194 199V201H196V202H194V203H192V206L190 205V201H189V198H188ZM201 196V195H200ZM4 197V196H3ZM94 197V196H93ZM99 197H100V195H99ZM103 197V196H102ZM103 197V198H104ZM137 199H136V198ZM148 197H149V199H148ZM170 197V198H169ZM43 198V197H42ZM102 198V199H103ZM105 198V199H106ZM132 198H134L136 201H138L140 204H141V202H143V203H145L146 202V200H147V204H146V206L147 207H149V213L147 212V210H146V216H148V218L143 214L142 216H141V214L139 213V211H138V214H140V216H141V218H147V219H149V218H151V220H142L143 221V223L141 224V223H139V222H137V221H135L134 220V218L136 217V214L137 213H135V216H133V210L135 209H133V208H131V207H134V204L136 203V201L133 203V201H129L130 199H132ZM171 198L173 199V200H175L176 199V201H177V199L179 198L180 200L182 199V198H184L183 200H186L185 198H187L188 199V201H187V203L185 204V202H184V204L185 205H190L189 207H190V211H188V207L187 206H185V207H187V211H184V210H182V207H180L179 208V210L178 209H176V207H175V203H173L172 205L171 204H169L168 205V203H166V201H165V199H167V201H169V199H170V201H171V203H172V201L173 200H171ZM201 198H204V200L207 198H205L203 195L201 196ZM209 198V197H208ZM222 198V197H221ZM233 199H234V196L232 197ZM232 198H230V199H232ZM236 198V197H235ZM241 198V199H242ZM262 198V199H263ZM7 199V198H6ZM223 199V198H222ZM230 199L228 200V203H229V201H230ZM232 199V200H233ZM236 199H239V198H236ZM236 199L233 201L234 202V205H235V203L237 204V202H235L236 201ZM8 200H10V199H8ZM95 200V199H94ZM154 200V199H153ZM183 200H181L182 202H183ZM203 200V201H204ZM209 200H211L210 198H209ZM216 200H217V197H216ZM223 200H226V198L225 199H223ZM101 201V200H100ZM103 201H104V199H103ZM106 201H107V199H106ZM111 201H110V203H111ZM157 201V200H156ZM158 201H159V199H158ZM160 201V202H161ZM208 201V200H207ZM214 201V200H213ZM218 201V200H217ZM264 201V200H263ZM109 201H107V203H108ZM159 202V203H160ZM174 202V201H173ZM222 202H224L225 203V201H222ZM232 202V203H233ZM239 202V201H238ZM245 202V201H244ZM196 203V204H195ZM211 203V202H210ZM223 203V204H224ZM227 203V202H226ZM7 204V203H6ZM203 204V202L200 204V205H202ZM205 204V203H204ZM10 205V204H9ZM55 205V204H54ZM108 205V204H107ZM112 207H113V205L112 204H110ZM136 205H139L138 203L136 204ZM158 205V206H159ZM210 205V204H209ZM226 205H232L231 203L230 204H226ZM56 206V205H55ZM88 206V205H87ZM89 206H91V204L89 205ZM141 206V205H140ZM142 206H143V204H142ZM141 206V207H142ZM182 206H183V203H182ZM225 206V205H224ZM239 206V205H238ZM153 207V208H152ZM196 207V206H195ZM198 207H201V206H198ZM198 207H196V208H198ZM202 207L203 208H206V206H203L202 205ZM221 207V206H220ZM233 207H235V206H233ZM7 208V207H6ZM10 207H8V209H9ZM59 208V207H58ZM109 208V207H108ZM144 208H145V206H144ZM241 208H242V205H241ZM11 209V208H10ZM115 209H116V207H115ZM138 209V208H137ZM154 209V210H153ZM185 209V208H184ZM199 209H201L200 211L203 213V212H205V211H202V208H199ZM198 209V210H199ZM218 209V208H217ZM219 209H221V208H219ZM226 209H227V207H226ZM230 209H231V207H230ZM237 209V208H236ZM235 209V210H236ZM4 210V209H3ZM7 210V209H6ZM56 210V209H55ZM114 210V209H113ZM139 210V209H138ZM142 210V209H141ZM144 210V209H143ZM152 210V211H151ZM169 210V211H168ZM181 210V212H179ZM193 210V211H192ZM197 210V211H198ZM206 210V209H205ZM238 210H240V208L239 209H237V213H238ZM117 211V210H116ZM183 211H184V213H183ZM213 211H215V210H213ZM219 211V210H218ZM227 211V210H226ZM55 212H57V211H55ZM163 212H166L165 214L166 215H163L164 213ZM199 212V211H198ZM208 212V211H207ZM221 212H222V210H221ZM228 212V211H227ZM242 213H243V211H241ZM150 213H152V214H155V216L157 215L156 213H158V214H160V216L161 215H163L162 216V222L163 223H161V224H163V226L162 225H160V226H162V228L161 227H159V225H158V223H156L157 224V226L158 227H156L155 225H150L149 226V223L151 222L152 223V221H154V222H159V221H161V219L160 218H158L157 216V219H155V218H153L152 216H149V214ZM162 213V214H161ZM200 213V212H199ZM206 213V212H205ZM205 213H203L201 216L203 217V215L205 214ZM212 213V212H211ZM219 213V212H218ZM201 214V213H200ZM221 214V213H220ZM244 214V213H243ZM42 215V214H41ZM57 215V214H56ZM61 215V214H60ZM60 215H58L59 217H61ZM119 215V214H118ZM206 215V214H205ZM204 215V216H205ZM208 215H210V214H208ZM219 215V214H218ZM226 215V214H225ZM40 216V215H39ZM116 216V215H115ZM123 216V215H122ZM144 216V217H143ZM207 216V215H206ZM212 216V215H211ZM216 216V215H215ZM119 217V216H118ZM117 216L115 217V218H118ZM199 218H200V216H198ZM217 217V216H216ZM231 217V216H230ZM232 217H233V215H232ZM240 217V216H239ZM122 218H125V217H122ZM136 218H138V216L136 217ZM195 220H194V219ZM210 218V217H209ZM228 218V217H227ZM40 219V218H39ZM112 219V218H111ZM121 219V218H120ZM193 219V220H192ZM211 219V218H210ZM234 219V218H233ZM255 219L253 220V221H255ZM56 220V219H55ZM117 220V219H116ZM126 220V219H125ZM139 220V219H138ZM205 220V219H204ZM239 220V219H238ZM244 220V219H243ZM121 221H122V219H121ZM141 220H140V222H142ZM206 221V220H205ZM248 221V220H247ZM59 222V221H58ZM57 222V223H58ZM116 222V221H115ZM115 222H112L113 224H111L112 225V227H115V226H113V225H115ZM118 222V221H117ZM153 222V223H154ZM207 223H208V221H206ZM214 222V221H213ZM244 222H245V220H244ZM41 223V222H40ZM39 223V224H40ZM124 223H125V221H124ZM202 223H204L203 222V219H202ZM218 223V222H217ZM237 223V222H236ZM238 223H239V221H238ZM257 223V222H256ZM264 223V222H263ZM139 224H141V225H139ZM160 224V223H159ZM199 224V223H198ZM206 224V223H205ZM205 224H201V225H205ZM251 224H253L252 222H251ZM258 225H260L261 224V222H259V223H257ZM110 225V226H111ZM120 225H123V226H126V225H124L123 224V222H121L120 223ZM227 225H228V223H227ZM234 225V224H233ZM243 225V224H242ZM246 225V224H245ZM256 225V224H255ZM36 226V225H35ZM39 226V225H38ZM153 226V227H152ZM154 226H155V228H154ZM206 226V225H205ZM212 226V225H211ZM230 226V225H229ZM240 226V225H239ZM257 226V225H256ZM119 225H117V229L119 230ZM151 227V228H150ZM207 227H208V225H207ZM207 227H205V229H207V231L209 230V228H207ZM245 227V226H244ZM247 227V226H246ZM245 227V228H246ZM259 227V226H258ZM38 228V227H37ZM62 228V227H61ZM121 228V227H120ZM125 228H127V227H125ZM125 228H123V229H125ZM127 228V229H128ZM131 228V231L133 230ZM153 228V229H152ZM157 228H161V229H157ZM202 229H204L203 228V226L201 227ZM234 228V227H233ZM260 229H261V226L259 227ZM40 229V228H39ZM113 229V228H112ZM126 229V230H127ZM138 229H139V231H138ZM213 229V228H212ZM232 229V228H231ZM236 229V228H235ZM239 229V228H238ZM248 229V228H247ZM254 229V228H253ZM257 229V228H256ZM255 229V230H256ZM38 230V229H37ZM36 230V231H37ZM233 230V229H232ZM240 230V229H239ZM241 230H242V227H241ZM1 231V230H0ZM39 231V230H38ZM112 231V230H111ZM114 231V230H113ZM117 231V230H116ZM129 231V230H128ZM131 231H130V234H129V232H128V234L129 235H131ZM205 231V230H204ZM246 231V230H245ZM253 231V230H252ZM259 231V230H258ZM63 232V231H62ZM122 232V231H121ZM121 232H120V234H121ZM125 232V231H124ZM127 232V231H126ZM201 232V231H200ZM203 232V231H202ZM211 232V231H210ZM238 232V231H237ZM236 232V233H237ZM251 232V231H250ZM119 233V232H118ZM123 233V232H122ZM195 233V232H194ZM204 233H207L206 231L204 232ZM204 233H201L202 234V236H203V234ZM209 233V232H208ZM207 233V234H208ZM235 233V232H234ZM249 233V232H248ZM252 233V232H251ZM38 234V233H37ZM114 234V233H113ZM120 234H118V235H120ZM125 235L127 234V233H124ZM128 234H127V236H128ZM136 234H137V237H136ZM206 234V235H207ZM259 234V233H258ZM261 234V233H260ZM115 235V234H114ZM117 235V234H116ZM205 235V234H204ZM232 235V234H231ZM236 235V234H235ZM242 235V234H241ZM264 235V234H263ZM123 236V235H122ZM131 236V237H132ZM195 236V235H194ZM208 236V235H207ZM228 236V235H227ZM238 236V235H237ZM243 236V235H242ZM246 236H248V235H246ZM253 236H254V234H253ZM41 237H42V235H41ZM115 237V236H114ZM116 237H118V236H116ZM121 237V236H120ZM130 237V236H129ZM129 237H127V238H129ZM131 237L129 238V239H131ZM211 237V236H210ZM215 237V236H214ZM252 237V236H251ZM255 237H256V235H255ZM123 238H125V237H122V239ZM133 238V237H132ZM195 238H196V236H195ZM212 238V237H211ZM210 238V239H211ZM216 238V237H215ZM232 238H235V237H232ZM238 238V237H237ZM243 238V237H242ZM254 238V237H253ZM260 238V237H259ZM42 239V238H41ZM84 239H85V236H84ZM121 239V240H122ZM175 239V240H174ZM239 239V238H238ZM90 240V239H89ZM126 240V239H125ZM133 240V239H132ZM139 240H136L137 241V243L139 242H141V241H139ZM207 240V239H206ZM216 240V239H215ZM234 241H236L235 239H233ZM255 240V239H254ZM257 240H259V239H257ZM127 241H128V239H127ZM134 241V240H133ZM132 241V242H133ZM227 241V240H226ZM238 241V240H237ZM240 241V240H239ZM243 241V240H242ZM249 241V240H248ZM121 242V241H120ZM252 242V241H251ZM256 242V241H255ZM257 242H259V241H257ZM253 243V242H252ZM263 243V242H262ZM96 244V243H95ZM123 244V243H122ZM125 244V243H124ZM218 246H222V243H216ZM225 244H227L226 242H225ZM230 244V243H229ZM242 244V243H241ZM22 245H25V244H23L22 243ZM81 245V244H80ZM215 246L216 248H218V246ZM224 245V244H223ZM236 245H239V243L238 244H236ZM249 245H251V244H249ZM262 245V244H261ZM95 246V245H94ZM227 246V245H226ZM18 247V246H17ZM137 247V246H136ZM206 247H207V245H206ZM230 247V246H229ZM252 247V246H251ZM254 247H255V245H254ZM263 247H264V245H263ZM262 247V248H263ZM22 248V247H21ZM27 248V246H25V249ZM28 248V249H29ZM91 247H89V249H90ZM93 248V247H92ZM98 248V247H97ZM130 248V247H129ZM134 248V247H133ZM142 248V249H143ZM226 248V247H225ZM225 248H223V247H219V249H222L223 250V252H224V249ZM237 248V247H236ZM239 248V247H238ZM245 248V247H244ZM248 248V247H247ZM27 249V250H28ZM59 249V248H58ZM99 249V248H98ZM136 249V248H135ZM138 249H140V248H138ZM231 249V248H230ZM234 249V248H233ZM259 249H260V247H259ZM264 249V248H263ZM22 250V249H21ZM26 250V251H27ZM134 250V249H133ZM143 250V251H144ZM221 250V251H222ZM226 250H228V252H232V251H229V248L227 249L226 248ZM225 250V251H226ZM236 250V249H235ZM246 250V249H245ZM19 251V250H18ZM17 251V252H18ZM23 251V250H22ZM28 251H30V249L28 250ZM85 251V250H84ZM139 251V250H138ZM214 251H216V250H214ZM220 251V250H219ZM218 251V253L216 252V256L217 257H219L218 255H220V253H223V252H219ZM253 251H254V249H253ZM257 251V250H256ZM1 252V251H0ZM234 252V251H233ZM30 253V252H29ZM82 253V252H81ZM95 253V252H94ZM226 253H227V251H226ZM225 252H224V254H226ZM235 253V252H234ZM245 253H247V252H245ZM244 253V254H245ZM254 253V252H253ZM143 254V253H142ZM198 254V255H197ZM205 254H207V253H205ZM208 254H211L210 252H208ZM214 254H215V252H214ZM248 254V253H247ZM2 255V254H1ZM19 255V254H18ZM23 255V254H22ZM21 255V256H22ZM26 255V254H25ZM86 255H88V254H86ZM196 255V256H195ZM228 255V254H227ZM230 255V254H229ZM232 255H234L233 253H232ZM145 256V255H144ZM143 256V257H144ZM206 257V260H205V257ZM231 256V255H230ZM243 256V255H242ZM2 257H4V255L2 256ZM1 257V258H2ZM5 257H6V255H5ZM4 257V258H5ZM26 257V256H25ZM28 257V256H27ZM211 257V256H210ZM217 257H215V258H217ZM259 257V256H258ZM4 258H2V259H4ZM15 258V257H14ZM228 258V257H227ZM226 258V259H227ZM235 258V257H234ZM239 258H241V257H239ZM64 259V258H63ZM218 259V258H217ZM243 259V258H242ZM89 260V259H88ZM145 260V259H144ZM223 260V259H222ZM227 260H229V259H227ZM231 260V259H230ZM237 259L235 258V262H237L238 260L240 261V259H238L237 261H236ZM9 261V260H8ZM34 261V260H33ZM64 261V260H63ZM95 262H97V263H99V264H102L99 260L98 261H96V260H94ZM149 261L151 262V263H149ZM212 261V260H211ZM220 261V260H219ZM243 261V260H242ZM10 262H12V261H10ZM10 262H9V264H10ZM27 262H28V260H27ZM65 262V261H64ZM63 262V263H64ZM70 262V261H69ZM86 262V261H85ZM84 262V263H85ZM95 262H91V261H88V263H86V264H97V263H95ZM206 262V263H205ZM29 263V262H28ZM222 262H220L219 264H221ZM238 263H240V262H238ZM243 263V262H242ZM262 263V262H261ZM0 264H1V261H0ZM3 264V263H2ZM25 264V263H24ZM72 264V263H71ZM143 264V263H142ZM210 264V263H209ZM213 264H215V261H214V263ZM237 264V263H236ZM245 264V263H244ZM260 264V263H259ZM263 264V263H262Z\"/></svg>", "mask_w": 264, "mask_h": 264}]
</instances>
